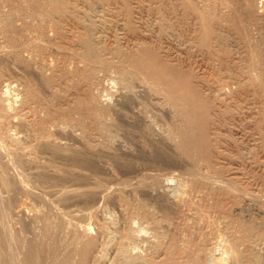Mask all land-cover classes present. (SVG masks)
<instances>
[{"label":"rangeland","instance_id":"obj_1","mask_svg":"<svg viewBox=\"0 0 264 264\" xmlns=\"http://www.w3.org/2000/svg\"><path fill=\"white\" fill-rule=\"evenodd\" d=\"M8 1V2H7ZM14 0H0V13L4 16L8 15L11 12V5L13 4L11 3ZM41 1V0H40ZM71 1L70 3H72L74 7L73 8V13L75 14H69L68 12H66L69 15L66 14H62V16L60 15L59 18L56 16L55 19H57L56 21L53 20L49 21L46 20V18H44L42 15H38L36 16H29L25 10L26 8L23 6L24 9H18V11H14V8L12 10V12H14L13 14H15L16 12L19 14H22V16H29L27 19L26 17H22L24 20L27 19V21H25L26 23L29 22L31 23L30 25H28L27 27H23L20 26V23H22L21 16L20 14L18 15L17 13L15 14L18 17V20H15L17 18H15L14 20L17 22L19 20H21V22H18V28L16 27V30L23 32H29L32 36H30V34L27 33H23L25 36L22 35L21 32H19L20 34L15 35L16 36V45H18V47L13 44L11 45L8 41V38H5V35L7 37H9L8 31L4 28V21L5 18L3 15L0 14V64L3 63V65H0V73H2L0 75V113L2 112V115L0 114V139L4 140L1 141L0 140V144L4 147H8L10 150L13 148L14 150V154H12L10 152V150L8 151L6 148L3 151H0V158L4 161L3 163L6 165V169H5V174L9 177H11L12 179H16V188L15 189H11L10 191L8 189H5L3 187L0 186V225L4 228H7L8 230L11 229L12 231V236L9 240L10 243V248L13 251V257L12 260L18 264H21V258H22V254H23V250L26 246V244L28 243L29 240L34 239L33 237H35L36 239L32 240V241H36L39 238L44 239L45 237L47 238L48 241H51L49 243H47L49 246L48 248V254L46 255V257H50L53 254H56L61 262H64L67 258L66 256L69 254L70 251H72L69 254L70 259V264H73V258L75 259V264H76V259L78 258L77 255V248H79L80 246L82 247L84 241L86 242V237H91L94 239V246L95 248H93L92 253L93 254L92 257L91 255L88 258V263L91 264H130L132 261L134 260L135 264H201V263H205L208 264V262L206 260L211 259V256H216V255H223L224 257H226L227 259L230 256H233L232 253H228V251L226 252V250H228L227 248L231 245L232 250L234 249L235 251L238 252H242V254L240 253V257L241 259L243 258V260L240 261L237 258L238 255L235 257H233L234 259H232L231 257L228 259L229 264H244L243 262L245 261L246 264L248 262V264H264V238H259V233L261 232L262 228L264 229V214H259L256 212L255 208H260L261 210L264 211V113H263V106H264V51L262 52V48L260 47V45L263 43L264 44V0H239V2H237L238 0H218L220 2H218L217 0H171L168 3V0H100L98 2L97 0V4L93 5L92 1L91 4V9L94 10L95 6L96 9L93 11H90V7H87L84 3L85 1H89V0H82L84 1V3L81 0H69ZM107 1V3H106ZM112 1V2H111ZM136 1V2H135ZM142 1V2H140ZM149 3H148V2ZM178 1V3H177ZM185 3H184V2ZM203 1V2H202ZM206 1V2H205ZM208 1V3H207ZM214 1V3H213ZM233 1V2H231ZM260 1V2H259ZM101 2V3H100ZM117 2H120V4ZM125 2V3H124ZM134 2V3H133ZM174 2V3H173ZM176 2V3H175ZM187 2V3H186ZM202 2V4L205 6H203L202 4L199 5V3ZM236 2V4H235ZM241 2V3H240ZM251 2L252 4H254L251 6ZM254 2V3H253ZM256 2V3H255ZM100 5H99V4ZM102 3L104 5H102ZM147 3V4H146ZM158 3V4H157ZM161 3V4H159ZM183 3V4H182ZM212 3L215 4L212 6ZM220 3V4H218ZM224 3V4H222ZM263 3V4H262ZM84 4V5H83ZM123 4V5H122ZM127 4V5H126ZM141 4V5H140ZM143 4V5H142ZM154 4V5H153ZM174 6H173V5ZM176 4V5H175ZM192 4V5H191ZM194 4V5H193ZM200 7H198L197 5ZM209 4V5H208ZM211 4V5H210ZM227 7H226V5ZM232 4V7L230 6ZM244 4V5H242ZM247 4V5H246ZM257 4V5H256ZM261 4V5H260ZM7 5V7H6ZM10 5V6H9ZM110 5V6H109ZM120 5V6H119ZM149 5V7L147 8V6ZM153 5V6H152ZM181 5V6H180ZM185 5V9L184 6ZM229 5V6H228ZM235 5V6H234ZM239 7H237V6ZM246 5V6H245ZM80 6V7H79ZM86 6V7H85ZM100 6V7H98ZM124 8H123V7ZM128 6H130L132 8H129ZM152 6V7H151ZM156 8H155V7ZM166 6L167 8H169L170 10H168L167 8L165 9ZM176 6V7H175ZM222 6V7H220ZM249 6V7H247ZM9 7H10V11H9ZM76 7V12L74 11V8ZM93 7V8H92ZM107 7V8H106ZM117 7V8H116ZM120 7V8H119ZM122 7V8H121ZM164 7V9H163ZM178 7V8H177ZM188 7V8H187ZM195 9H194V8ZM207 7V8H206ZM215 7V8H214ZM218 7V8H217ZM226 7V8H225ZM229 7V8H228ZM231 7V8H230ZM246 7V8H245ZM262 7V9H261ZM85 8V9H84ZM181 8V11L180 9ZM191 8V9H190ZM198 8V9H197ZM205 10H204V9ZM209 8V9H208ZM211 8V9H210ZM239 9L240 11H238L237 9ZM258 8V9H257ZM84 9V10H83ZM88 9V12L93 13V15L91 13L86 12ZM134 9V10H133ZM225 9V10H224ZM232 9V10H229ZM237 11H235V10ZM257 9V10H256ZM82 10V11H81ZM153 10V11H152ZM183 10H185L183 12ZM203 10V11H201ZM207 10V11H206ZM210 10V11H208ZM216 10V12H215ZM229 10V12H227ZM246 10V11H243ZM20 11V12H19ZM27 11V10H26ZM98 11V12H97ZM109 13H108V12ZM112 14H110L111 12ZM124 11V12H123ZM137 11V12H136ZM213 11V12H212ZM11 12V13H12ZM24 12V13H21ZM85 12V13H84ZM99 14H97V13ZM100 12L101 15H100ZM127 12V13H126ZM131 12V13H130ZM134 12H136V14L134 15ZM158 12V13H157ZM161 12V13H160ZM189 14H188V13ZM193 12V13H192ZM195 12V13H194ZM207 12V13H205ZM222 12V13H221ZM236 12L238 14H236ZM248 12V13H247ZM77 13V14H76ZM84 13V14H82ZM87 13V14H86ZM117 13V14H115ZM130 13V15H129ZM141 13V14H140ZM160 13V14H159ZM202 13V14H201ZM204 13V14H203ZM210 13V15H209ZM215 13V14H213ZM217 13V14H216ZM221 13V14H220ZM6 14V15H5ZM26 14V15H23ZM97 16H96V15ZM114 14V15H113ZM125 14V16H124ZM166 14V15H165ZM198 14V15H197ZM201 14V15H200ZM208 14V16L206 15ZM236 14V16H235ZM241 14V15H240ZM252 14V16H251ZM66 15V16H64ZM82 15V16H81ZM86 17H85V16ZM88 15V16H87ZM92 15V17H91ZM101 17H100V16ZM133 15V16H132ZM137 15V16H136ZM139 15V16H138ZM176 17H175V16ZM201 17H200V16ZM208 17V19L213 22H210L208 20V22L212 23L210 24V28L212 29L210 34L207 36V38L205 37L204 39L207 41L206 43L204 42L205 40H201V33H202V20H200L203 17ZM212 15V17H211ZM226 15V16H225ZM232 17H230V16ZM234 15V16H233ZM237 15H239L237 17ZM250 15V16H249ZM2 16V17H1ZM14 16V15H13ZM75 16V17H72ZM99 16V17H98ZM119 16V17H118ZM136 16V17H135ZM157 16V17H156ZM161 16V18H160ZM170 16V17H169ZM174 16V17H173ZM244 16V18H243ZM258 16V17H257ZM34 17V18H33ZM38 21H37V19ZM81 17V19H80ZM91 17V18H90ZM95 17H98L99 21L94 20ZM106 18L105 20L103 18ZM109 17V18H108ZM112 17V18H111ZM114 17V18H113ZM124 17H128V18H124ZM214 17V18H213ZM218 19H217V18ZM229 17V18H228ZM251 19H250V18ZM253 17V18H252ZM4 18V19H3ZM20 18V19H19ZM26 18V19H25ZM32 18L34 20H32ZM68 20H67V19ZM79 18V21L77 20ZM84 18V19H83ZM90 18V20H89ZM132 18V19H131ZM147 18V19H146ZM165 18V19H164ZM170 18L172 20V22H170ZM173 18V19H172ZM198 18H200L198 20ZM221 18V19H220ZM223 18V19H222ZM236 18V20L234 19ZM70 19V20H69ZM88 19V20H87ZM93 19V20H92ZM111 19V20H109ZM130 19V20H129ZM151 19V21H150ZM185 19V20H184ZM234 19V20H233ZM246 19V21H245ZM249 19V20H247ZM4 20V21H3ZM23 20V21H24ZM29 20V21H28ZM31 20V21H30ZM59 20V21H58ZM82 20H84V22H82ZM92 20V21H91ZM102 20V21H101ZM108 20V21H107ZM125 20V22H123ZM141 20V21H140ZM216 20L218 22H216ZM223 20V21H222ZM255 20V23L253 22ZM259 20V22H258ZM261 20V21H260ZM37 21V22H35ZM68 21V22H67ZM81 21V23H80ZM86 21H88L87 23L90 24V26L88 28H86L87 30H85V28H81V27H86L88 24H86ZM105 25H104V22ZM113 21V22H112ZM121 21V22H119ZM147 23H146V22ZM153 21V22H152ZM169 21V22H168ZM189 21V23H188ZM195 23H194V22ZM233 21V22H232ZM248 21V22H247ZM34 22V23H33ZM56 22V23H55ZM77 22V23H75ZM79 22V23H78ZM96 24L94 25L93 24ZM115 22V23H114ZM139 22V23H138ZM144 22V23H143ZM151 24H150V23ZM165 22V23H164ZM167 22V23H166ZM187 22V24H186ZM222 22L224 24H222ZM227 22V23H226ZM238 22V23H237ZM251 22V23H250ZM261 22V23H260ZM24 23V22H23ZM21 25H24V24ZM28 23V24H29ZM37 23V24H35ZM52 23V24H51ZM55 23V24H54ZM66 23V24H65ZM84 23L82 26L81 24ZM100 23V24H98ZM136 23V25H135ZM183 23H185L184 25H182ZM197 23V24H196ZM240 23V26H239ZM251 25H250V24ZM15 24V22H14ZM43 24V25H40ZM58 24V25H57ZM63 24V25H62ZM69 24V25H68ZM72 24V25H71ZM75 24V25H74ZM92 24V29H90ZM122 24L124 27H122ZM126 24V27L125 25ZM166 24V25H165ZM169 24V25H168ZM180 24V26H179ZM191 24V25H190ZM216 24V25H215ZM221 24V25H220ZM241 24H244V26L242 27ZM249 26H248V25ZM260 24L261 28L258 26ZM262 24V25H261ZM4 32H3V29ZM34 27H33V26ZM36 25V26H35ZM39 25V26H38ZM50 25V26H48ZM57 25V26H54ZM60 25V27H59ZM68 25V26H67ZM155 25V26H154ZM160 25V26H159ZM175 25V26H173ZM212 25V26H211ZM247 25V26H246ZM52 26L56 27L57 29L55 30V28ZM66 26V27H65ZM76 26V27H73ZM103 26V27H102ZM142 26V27H141ZM145 26H147L145 28ZM159 26V27H158ZM173 26V27H171ZM178 26V27H177ZM199 26V27H197ZM215 28H214V27ZM219 26V27H217ZM221 26V29H220ZM229 26V27H228ZM234 26V27H233ZM246 26V27H245ZM258 26V27H257ZM263 26V27H262ZM22 27V29H21ZM30 27V28H29ZM33 27V28H32ZM36 27V28H35ZM39 27V28H38ZM41 27V28H40ZM43 27V28H42ZM72 27V28H71ZM121 27V28H120ZM132 27V28H130ZM137 27V28H136ZM158 27V28H157ZM165 27V28H163ZM176 27V28H175ZM189 27V29H188ZM226 27V28H225ZM240 27H242L243 29H240ZM25 28V29H24ZM51 28V29H50ZM64 28V30H63ZM69 30H68V29ZM129 28V30H128ZM134 28V29H133ZM187 28V29H186ZM219 28V29H217ZM225 28V30H224ZM234 28V29H233ZM36 29V30H35ZM49 32H47L46 31ZM53 29V30H52ZM74 29V30H73ZM79 29V30H78ZM84 29V30H83ZM95 29V30H94ZM98 29V30H96ZM114 29V32L112 31ZM118 29V30H116ZM123 29V30H122ZM141 29V30H140ZM146 29V30H145ZM160 31H159V30ZM164 29V30H163ZM171 30L170 32L168 30ZM197 29V31H196ZM217 29V30H215ZM227 29V31H226ZM236 29V30H235ZM254 29V30H251ZM261 29V31L259 30ZM6 30V31H5ZM26 30V31H25ZM62 30V31H61ZM83 30V31H82ZM103 30V31H102ZM109 30V31H108ZM116 30V32H115ZM139 32H138V31ZM174 30V31H172ZM175 30H177L175 32ZM190 30V31H188ZM192 30V31H191ZM216 32H215V31ZM220 30V31H219ZM238 30V31H237ZM247 30V31H246ZM253 32L251 33L250 32ZM37 35H36V33ZM40 31V32H38ZM90 31H94L91 32L92 34H90V38L92 41H94L99 47V52L97 53V56L99 54V58L97 61V57L94 60H82L84 58H81V56H79L78 54H74V53H78V51L81 50V41L77 40L78 37L79 39L84 35V33H87ZM119 33H118V32ZM121 31V32H120ZM125 31V33H124ZM144 31V32H143ZM155 31V32H154ZM157 31V32H156ZM159 31V33H158ZM168 31V32H167ZM46 32V33H45ZM55 32V34H53ZM58 33V36L56 35ZM64 32V33H63ZM78 32H82V34L78 33ZM100 32V33H99ZM106 32V33H105ZM137 34H135V33ZM148 32V33H147ZM162 32V34H161ZM164 32V33H163ZM166 32V33H165ZM191 32V33H190ZM229 32V33H227ZM235 32V33H234ZM238 32V33H237ZM244 32V33H243ZM248 32V33H247ZM256 32V33H255ZM7 33V34H6ZM34 33V34H33ZM38 33H40V35L38 36ZM48 33V34H47ZM76 33V34H74ZM102 33V34H101ZM109 33V34H108ZM119 36H118V34ZM158 33V34H157ZM170 33V34H169ZM190 33V34H189ZM237 33V34H236ZM243 33V34H242ZM258 33V34H257ZM262 33V34H260ZM64 34V35H63ZM130 34V35H129ZM133 34V35H132ZM150 34V35H149ZM178 34V35H177ZM228 34V35H227ZM240 34V35H239ZM249 34V35H248ZM256 34V36H250V35H254ZM29 35V36H28ZM52 35V36H51ZM63 35V36H62ZM68 35V36H67ZM78 35V36H77ZM80 35V36H79ZM82 35V36H81ZM162 35V36H161ZM173 35V36H172ZM177 35V36H176ZM182 35V36H180ZM233 37H232V36ZM243 35V36H242ZM259 35V36H258ZM28 36V37H27ZM55 36V37H53ZM142 36V37H141ZM150 36L152 38H150ZM156 36V37H155ZM158 36V38H157ZM162 39H161V37ZM165 36V37H164ZM172 38H171V37ZM175 36V37H174ZM185 36V37H184ZM191 36V38H190ZM194 36V37H193ZM231 36V37H229ZM235 36V37H234ZM238 36V37H236ZM24 37V38H23ZM34 37V38H33ZM37 37L38 38H42L43 41L47 44L44 43V48H42V52L37 49H34V44L37 42ZM50 37L52 39H50ZM62 37V39H61ZM160 37V38H159ZM170 37V38H169ZM175 39H174V38ZM177 37V38H176ZM222 39H221V38ZM245 37V38H243ZM250 37V38H248ZM252 37V38H251ZM259 37V39H258ZM261 37V38H260ZM28 38V39H27ZM31 40H30V39ZM75 38V40H74ZM101 38V40H100ZM105 38V39H104ZM107 38V39H106ZM133 38L135 39V41L133 40ZM149 38V39H148ZM210 38V39H209ZM228 38V39H227ZM232 38V40L230 39ZM235 38V39H233ZM254 38V39H253ZM50 41H48V40ZM54 39H56V41H54ZM58 39V40H57ZM82 39V38H81ZM104 39V40H103ZM115 39V40H113ZM141 39V40H140ZM162 41H161V40ZM173 39V40H172ZM182 39V40H181ZM185 39V40H184ZM198 39V40H196ZM215 40L214 42H212L213 40ZM227 39V40H226ZM244 39V40H243ZM251 39V40H250ZM253 39V41H252ZM256 39L258 40V43H256ZM20 40V41H19ZM22 40V41H21ZM24 40L25 43H22ZM33 40V42L31 43V41ZM34 40H36L34 42ZM63 40V41H62ZM67 40V41H66ZM74 40V41H73ZM128 40H130L128 42ZM149 43H147L146 41ZM157 40V41H156ZM176 40V41H175ZM189 40V41H188ZM192 43H191V41ZM196 40V42H195ZM219 40V41H218ZM221 40V41H220ZM6 41V42H5ZM8 41V42H7ZM58 41V42H57ZM101 41V42H100ZM133 43H132V42ZM138 41V43H137ZM143 41V42H142ZM152 43H151V42ZM154 41V42H153ZM156 42H158L156 45ZM181 43H180V42ZM209 41V43H208ZM217 41V42H216ZM232 44H229L231 43ZM237 41V42H235ZM256 41V42H255ZM21 42V44H20ZM27 42V43H26ZM30 42V43H29ZM49 42V43H48ZM55 42V43H54ZM74 42V43H73ZM77 42V43H76ZM80 42V44L78 45V43ZM106 42V43H105ZM112 42V43H111ZM175 42V43H174ZM185 44H184V43ZM200 42V43H199ZM219 42V43H218ZM234 42V43H233ZM19 43V44H18ZM54 43V44H53ZM65 44L63 46V44L61 46H59L58 44ZM94 43V44H95ZM102 43V44H101ZM116 43V44H114ZM128 43V44H127ZM142 43V44H139ZM143 43L145 44L144 46L146 47H150L151 50H153L155 53H157L160 57V59L162 58L163 61L170 63L172 66L175 67H179L181 66V68L179 69L185 71L188 73L189 80H190V84L193 85V87H195L197 90H199L198 92H201V97L203 100H205V102H207L206 104L208 106H202V110L200 108H198L200 111H204L205 113V118L202 120L200 119L199 121L202 123L201 125L206 128L207 131V135L208 136V141H209V147H210V159L209 157L206 159L205 161L203 160V157L201 158V156L198 157V155H193V154H189V152H186L185 150H183L180 146H179V139L178 136L173 133V129L178 126L180 124H183L182 120L176 116V109L177 107H175L174 105H171V101L169 103V99L167 100V94H164L162 90H164V92H167L163 87H159L160 83H157L155 81L157 76H154L155 74L158 75L159 73H157L156 71L157 68L152 69L153 66L150 67V69H152L154 73L153 78L149 77L148 75H143V74H139L137 76L136 73H131V69H130V62L127 60H131L134 57L140 56V47H144ZM147 43V45H146ZM163 43V45H162ZM174 46H173V44ZM198 43V44H197ZM208 43V44H207ZM222 43V44H221ZM226 43V44H225ZM255 43V45H254ZM9 44V45H8ZM32 44V45H31ZM99 44V45H98ZM155 46H154V45ZM161 46H160V45ZM202 44V45H200ZM211 44V45H210ZM214 44V45H213ZM217 44V45H215ZM247 44H249V46H247ZM253 44V45H252ZM257 44V45H256ZM5 46L3 48V46ZM7 45V46H6ZM28 45V46H27ZM105 45V46H104ZM111 47H110V46ZM114 45H116V47H113ZM171 45L173 47H171ZM180 45V46H179ZM185 45V46H184ZM189 45V46H188ZM193 45V46H192ZM196 45V46H195ZM198 45V46H197ZM206 45V46H205ZM212 48V49H207V48ZM220 45V46H219ZM238 45V46H237ZM247 47H246V46ZM12 46V47H11ZM16 47L17 49L13 48ZM55 46V47H53ZM61 48H59V47ZM139 46V47H137ZM205 46V47H204ZM231 48H230V47ZM241 46V47H239ZM243 46V47H242ZM245 46V47H244ZM255 48H254V47ZM258 46V47H257ZM262 47H264V45H261ZM11 47V48H10ZM32 47V48H31ZM73 47V48H72ZM97 47V48H98ZM106 48L105 50L108 51L106 52L103 49L100 48ZM112 51H110V49ZM180 47V48H179ZM185 49H183V48ZM188 47V48H187ZM192 47V48H191ZM197 47V48H196ZM199 47V48H198ZM202 47V48H201ZM207 47V48H206ZM222 47V48H221ZM223 47L224 50H223ZM229 47V48H228ZM235 49H233V48ZM249 47L251 49H249ZM257 47V48H256ZM261 48V52L260 49ZM10 48V49H9ZM19 48V49H18ZM24 48V49H22ZM48 50L46 51L45 50ZM54 48V50H53ZM56 48V49H55ZM68 48V50H67ZM72 48V49H71ZM118 48V49H117ZM128 48V49H127ZM133 49V53L130 49ZM135 48V49H134ZM137 48V49H136ZM156 48V49H154ZM163 50H162V49ZM169 48L168 50H164V49ZM176 48V49H175ZM179 48V49H178ZM205 48V50H204ZM228 48V49H227ZM3 49V50H1ZM29 49V50H28ZM33 49V50H31ZM80 49V50H79ZM83 49V47H82ZM115 49V51H114ZM120 49V50H119ZM193 49V50H192ZM202 49V50H201ZM215 49V50H214ZM218 49H222L220 51V55H219V51ZM238 49V50H237ZM244 49V50H243ZM24 50V51H23ZM37 50V51H36ZM66 50V51H64ZM116 50L119 51V53L121 54H117L116 56ZM126 50V52H125ZM128 50V52H127ZM131 52H130V51ZM140 50V51H139ZM175 52H172V51ZM178 50V51H177ZM180 50V51H179ZM207 50V51H206ZM234 50V51H233ZM246 50V51H245ZM248 50V51H247ZM252 50L255 51L253 52ZM258 50V51H257ZM264 50V48H263ZM4 51V52H3ZM14 51V52H13ZM23 51V52H22ZM30 51V52H29ZM49 51V52H48ZM76 51V52H75ZM82 51V50H81ZM105 51V52H104ZM165 51V52H164ZM189 51V52H188ZM194 51V52H193ZM212 51V52H211ZM216 51V52H215ZM218 51V52H217ZM223 51V52H222ZM228 51L229 55L227 52ZM232 51V52H231ZM237 53H236V52ZM242 51L244 53V55L242 54ZM3 52V53H2ZM7 52V53H6ZM16 52V53H15ZM33 52V53H32ZM35 52V54H34ZM62 54H61V53ZM102 52V53H101ZM111 52L115 55L113 56V54H111ZM116 52V53H115ZM193 55H192V53ZM196 52V53H195ZM198 52V53H197ZM207 52V53H206ZM209 52V54H208ZM231 52V53H230ZM237 55H233L234 53ZM247 52H249L250 54H248ZM253 52V53H252ZM258 52V53H257ZM5 53V54H4ZM15 53V54H14ZM21 53V54H20ZM25 53V54H23ZM32 53V54H31ZM39 53V54H37ZM42 55H41V54ZM48 55H46V54ZM61 55H60V54ZM65 53V54H64ZM73 53V54H72ZM109 53V54H108ZM128 53H130V57H131V53L132 56L131 59L130 57H128ZM175 53V54H174ZM179 53V54H178ZM187 53V54H185ZM190 53V55H189ZM200 53V54H199ZM204 53V54H202ZM217 54L214 55V54ZM223 53V54H222ZM251 56L250 57V55ZM261 53L263 55H261ZM8 54V56H7ZM51 54V56H50ZM55 56H54V55ZM69 54V55H68ZM126 54V55H125ZM136 54V55H135ZM162 54V55H161ZM164 54V55H163ZM184 54V55H182ZM227 54V55H226ZM240 54V55H239ZM258 54V55H257ZM4 55V56H3ZM24 55V56H23ZM28 55V56H27ZM41 57H40V56ZM45 55V56H43ZM60 55V56H59ZM64 55V56H63ZM67 57H66V56ZM73 55V56H72ZM200 55V56H199ZM239 55V56H238ZM243 55V56H242ZM247 57H246V56ZM261 55V56H260ZM11 56V57H9ZM17 56V57H16ZM27 56V57H26ZM31 56V57H30ZM54 56V57H53ZM59 56V57H58ZM79 56V58H77ZM120 56V57H119ZM168 56V57H166ZM184 56V57H183ZM194 56V57H193ZM206 56V58H205ZM211 56V57H208ZM223 56V57H222ZM226 56V57H225ZM231 56H235V57H231ZM257 56V57H256ZM260 56V57H258ZM5 57V58H4ZM26 59L25 61V58ZM44 57V58H43ZM49 57V58H48ZM53 57V58H52ZM61 57V58H60ZM116 57V58H114ZM145 57V56H144ZM170 57V59H169ZM191 59H190V58ZM197 57V58H196ZM200 57V58H199ZM239 57V58H238ZM247 59H246V58ZM18 58V59H17ZM48 58V59H46ZM76 58V59H75ZM81 58V60H80ZM100 58L102 60V62L100 61ZM106 58V59H105ZM118 58V59H117ZM121 58V59H120ZM127 58V59H126ZM129 58V59H128ZM172 58V59H171ZM194 61H193V59ZM219 58V60H218ZM245 58V59H244ZM258 58V59H257ZM10 59V60H9ZM17 59V60H16ZM30 59V61H29ZM35 61H34V60ZM38 59V60H37ZM52 59V62L50 60ZM54 59V60H53ZM64 59V61L62 60ZM69 59V60H68ZM105 59V60H104ZM117 59V60H116ZM161 59V60H162ZM178 61H177V60ZM185 59V60H184ZM187 59V60H186ZM198 59V61H197ZM203 59V60H201ZM209 59V60H208ZM230 59V60H229ZM236 59V60H235ZM239 59V60H238ZM243 59V61L241 60ZM252 59V60H250ZM261 59V60H260ZM17 62H16V61ZM28 60V61H27ZM34 62H33V61ZM43 60V61H42ZM59 60V61H58ZM110 60V61H107ZM170 60V61H169ZM181 60V61H180ZM189 60V61H188ZM225 60V61H224ZM239 62H238V61ZM253 62V68L254 70H252L253 68L250 66V68L247 69L248 64ZM255 60V61H253ZM259 60V61H258ZM6 63H5V62ZM19 61V62H18ZM23 61V62H20ZM37 61V62H36ZM50 61V62H49ZM67 63H64L66 62ZM72 61V62H71ZM107 61V62H105ZM113 61V62H111ZM123 61V62H122ZM145 61V60H144ZM193 61V62H192ZM213 63H212V62ZM215 61V62H214ZM226 62L225 64L228 65H224L223 63ZM242 61V62H241ZM2 62V63H1ZM75 62V63H74ZM82 62V63H81ZM86 62V63H85ZM98 62V63H97ZM101 62V63H100ZM179 62V64L177 63ZM196 62V63H195ZM202 62V63H201ZM221 62V63H220ZM228 62V63H227ZM235 62V63H234ZM238 62V63H237ZM248 62V63H247ZM260 62V63H258ZM10 63V64H9ZM22 63V64H21ZM37 65H36V64ZM47 63V64H46ZM53 63V64H51ZM94 63V64H93ZM123 63V64H122ZM129 63V64H128ZM148 63V62H145ZM173 63V64H172ZM177 63V64H176ZM183 65H180L182 64ZM187 63V64H186ZM199 63V64H198ZM216 63V65H215ZM232 63V64H231ZM234 63V64H233ZM258 63V64H257ZM262 63V64H261ZM24 64L26 66H24ZM35 64V65H33ZM44 64V65H42ZM49 64V65H48ZM51 64V65H50ZM65 64V65H63ZM71 64V66H70ZM75 64H77L75 66ZM79 64V65H78ZM84 64V65H82ZM104 64V65H103ZM106 64V65H105ZM115 64V65H114ZM118 64H120L118 66ZM189 64V65H188ZM193 64V65H192ZM196 64V65H195ZM204 64V65H203ZM247 66H246V65ZM257 64L258 66L255 67V65ZM28 65V66H27ZM40 65V66H39ZM61 65V66H60ZM101 67H100V66ZM190 65H192L190 67ZM213 65V66H212ZM220 67H217L219 66ZM231 65V66H230ZM239 65V67H238ZM241 65V67H240ZM252 65V64H251ZM19 66V67H18ZM24 66V67H23ZM39 66V67H38ZM54 68H53V67ZM68 66V67H67ZM84 66V67H82ZM110 66L112 68H110ZM117 66V67H116ZM209 66V67H208ZM230 66V67H229ZM233 66V67H232ZM235 66V67H234ZM245 66V67H244ZM259 66H261L259 68ZM4 67V68H3ZM9 67V68H8ZM30 67V68H29ZM62 69H60V68ZM75 67V68H74ZM93 67V70H92ZM103 67V68H102ZM204 67V68H203ZM223 67V68H222ZM225 67V68H224ZM228 69H227V68ZM249 67V66H248ZM36 69V70H40V76H43L44 74L47 75L49 71H51L55 74L54 76L56 77V74H60L57 77H63V78H55L53 76V73H49L50 75L52 74V78L51 80H48L49 83L46 85H43L40 82V79H37L38 83L40 84V86L44 87V91L40 94H38V97L33 96V99L36 97V100H32L31 95H28V101H27V96H25L24 94L27 93V90L25 89V87L23 88L22 85H25V81L26 79H24L23 77L29 79L31 77H33V74L30 72L32 71V69ZM48 68V69H47ZM59 68V69H58ZM73 68V70L71 69ZM83 68L86 69L87 72H85V69L83 70ZM107 68V69H105ZM130 70H129V69ZM187 68V70H186ZM190 70H189V69ZM196 68V69H195ZM211 68V69H209ZM216 68V69H215ZM7 71H5V70ZM9 69V70H8ZM54 69V70H53ZM70 69V70H69ZM80 71H79V70ZM88 69V70H87ZM96 69V70H95ZM119 69V70H118ZM214 69V71H212ZM233 69V70H232ZM237 69V70H236ZM261 69V71L259 70ZM13 70V72H12ZM18 70V71H17ZM59 70V71H58ZM76 70V71H75ZM92 72H91V71ZM129 70V71H127ZM178 70V68H177ZM182 70V72H184ZM189 70V71H188ZM204 70V71H203ZM220 70V71H219ZM240 70V71H238ZM243 70V71H242ZM247 75H245L244 73ZM10 71V72H9ZM41 71L43 72V75L41 73ZM62 71V72H61ZM123 71V72H122ZM126 71V73L124 72ZM194 71V72H193ZM202 73L200 74L199 73ZM226 71V72H225ZM232 71V72H231ZM250 71V72H249ZM252 71V72H251ZM254 71V72H253ZM258 71V72H257ZM260 71V72H259ZM5 72V73H4ZM12 72V73H11ZM80 72V73H78ZM89 72L91 74H89ZM129 74L128 76L126 75L125 78V74ZM159 72V71H158ZM190 72V74H189ZM222 74H221V73ZM228 72V73H227ZM237 72V73H236ZM256 72L258 73L257 75H259V77L256 75ZM262 72V73H261ZM10 73V74H8ZM14 73V74H13ZM62 73V74H61ZM66 73V76H65ZM77 73V74H76ZM86 73V74H85ZM209 73V75H208ZM220 73V74H219ZM230 73H232L230 75ZM252 73H254L253 76ZM6 74V75H5ZM18 74V75H17ZM22 74V77L20 79V76ZM25 74V75H23ZM47 75V78L49 79ZM71 74V75H70ZM85 74V75H84ZM193 74V75H192ZM201 77H199L198 76ZM214 74H218L219 76H214ZM227 74V76H226ZM238 74V77L237 75ZM262 74V75H260ZM20 75V76H19ZM39 75L37 77H39ZM70 75V76H69ZM81 75V76H80ZM132 77H131V76ZM135 77H134V76ZM195 75V76H194ZM221 75L223 77V79L221 80ZM3 76V77H2ZM19 76V78H18ZM80 76V77H78ZM91 76V77H90ZM120 76V77H117ZM141 76V77H140ZM199 77V78H196ZM208 76V77H205ZM214 76V77H213ZM232 76V77H231ZM235 76V78L233 77ZM249 76V77H248ZM263 76V77H262ZM13 78L11 82H8V78ZM71 77L73 79H71ZM77 79H75V78ZM122 77V78H121ZM124 77V78H123ZM155 77V79H154ZM159 77V76H158ZM157 77V80H158ZM192 77V78H191ZM204 77V78H202ZM215 77L217 78V80L215 79ZM225 77V78H224ZM228 77V78H227ZM251 77V78H250ZM7 78V79H6ZM120 78V79H119ZM144 78V79H141ZM150 78V79H149ZM198 80H196V79ZM208 80H206V79ZM227 78V79H226ZM236 79V80H233ZM259 78V79H258ZM16 79V80H15ZM19 79V80H17ZM57 79V80H56ZM79 79V80H78ZM124 79V81H123ZM126 79V80H125ZM136 79V80H135ZM141 79V83H137L139 82ZM152 79H154V82H156L158 84V87L161 88L159 91L160 93L162 92V94H159L158 92V87L156 86L157 84L154 83ZM215 79V80H214ZM221 84H218L219 80ZM225 79V80H224ZM228 79H231L232 81H229ZM247 79V81H246ZM251 79V82H250ZM253 79V80H252ZM257 79L259 81H257ZM262 79V81H261ZM5 80V81H4ZM7 80V81H6ZM60 80V81H58ZM135 80V81H133ZM194 80L195 83L194 84ZM200 80V81H199ZM212 82H211V81ZM226 80H228L229 82H227ZM22 81V83H21ZM52 81V82H50ZM58 81V83H57ZM61 81H63V84L65 82H67V84H64V87L61 85ZM65 81V82H64ZM75 81V82H74ZM148 81V82H147ZM192 81V82H191ZM221 81H225V82H221ZM242 81V82H240ZM244 81V82H243ZM254 81V82H253ZM6 82H8L7 84L11 83L10 86H8L6 84ZM21 84H20V83ZM56 82V83H54ZM61 82V83H60ZM131 82V83H130ZM146 82V83H144ZM205 82H207L206 84H204ZM216 84H215V83ZM238 82V83H237ZM246 82V83H245ZM253 82V83H252ZM262 82V83H261ZM127 83V84H126ZM134 85H133V84ZM144 83V84H142ZM152 83V84H151ZM211 83V84H210ZM236 83V84H235ZM6 84V85H5ZM15 86H13V85ZM19 84V86H18ZM122 84V85H121ZM125 84V86H124ZM131 84V85H130ZM148 84V85H147ZM156 84V85H155ZM201 84V85H200ZM214 84V85H213ZM224 84V85H223ZM226 84V85H225ZM233 85L232 87L230 85ZM244 84V85H243ZM249 84V85H248ZM250 84H252L253 87L250 86ZM257 84V85H256ZM261 86H260V85ZM5 85V87H4ZM67 85V86H66ZM128 85V86H126ZM145 85V88H144ZM147 85V86H146ZM155 85V86H153ZM213 87H212V86ZM220 85V88L219 86ZM222 85V86H221ZM236 85V86H234ZM255 85V86H254ZM263 85V87H262ZM67 89L66 87H68L67 90H69L68 92L65 91V89ZM80 86V87H79ZM130 86V87H129ZM150 86V88H148ZM161 86V85H160ZM197 86V87H196ZM202 87V88H199ZM206 86V87H205ZM209 86V87H207ZM226 86V89H225ZM229 86V87H228ZM260 86V87H259ZM7 87V88H6ZM15 87V92L13 91ZM42 87V88H43ZM64 91H62L61 89ZM70 87V88H69ZM76 89H75V88ZM212 87V88H211ZM217 87V88H216ZM234 87V88H233ZM240 87V88H238ZM246 87V88H244ZM248 87V88H247ZM250 87V88H249ZM262 87V88H261ZM22 88V89H21ZM59 88V91H58ZM80 88V89H78ZM82 88V89H81ZM84 88V89H83ZM155 90H154V89ZM223 88V89H222ZM234 90H232V89ZM254 88V92L253 91ZM17 89V90H16ZM74 89V90H73ZM152 89V90H151ZM208 89V90H207ZM214 89V90H213ZM215 89L217 92H215ZM221 89V90H220ZM229 89V90H228ZM237 89V90H235ZM252 89V91H251ZM10 90V91H9ZM53 90H57L56 92H54ZM61 90V91H60ZM85 92H83V91ZM132 90V91H131ZM157 90V92H156ZM211 90V91H210ZM232 92H231V91ZM245 90V91H244ZM260 90V91H259ZM9 91V95L8 92ZM26 91V92H25ZM79 91V92H78ZM88 91V92H87ZM154 91L153 93L150 92ZM206 91V96H204ZM227 91V92H226ZM229 91V92H228ZM241 95H239L237 92ZM250 93H249V92ZM21 92V93H20ZM25 92V93H24ZM50 92H54V93H50ZM60 92V93H58ZM63 92V93H62ZM74 94H73V93ZM87 92V93H86ZM92 94H90V93ZM148 92V93H146ZM209 92V94H207ZM212 95H211V93ZM229 93V96L226 94ZM247 92V93H246ZM261 92V93H260ZM263 92V93H262ZM23 93V94H22ZM56 93V94H55ZM67 93V94H66ZM71 93V94H70ZM77 93V95L75 94ZM79 93V94H78ZM157 93V95H156ZM223 93H225L223 95ZM243 96H242V94ZM253 93L255 95H253ZM19 94V95H18ZM28 94V93H27ZM43 94V95H42ZM49 94H53V95H49ZM88 94V96H87ZM232 94V95H230ZM234 94V95H233ZM238 96H237V95ZM245 94V96H244ZM248 96H247V95ZM259 94H261L259 96ZM23 95V96H22ZM45 95V96H44ZM49 95V96H48ZM54 95H56L54 97ZM62 95V96H61ZM68 95V96H66ZM73 95V96H72ZM76 95V96H74ZM85 95V96H83ZM127 95V97L125 96ZM129 95V96H128ZM151 95V96H150ZM258 95V96H256ZM25 96V97H24ZM30 96V97H29ZM43 96L45 98H43ZM156 96L159 98L156 99ZM166 96V98H165ZM235 96V97H234ZM252 96V97H250ZM263 96V97H262ZM2 97V98H1ZM58 97V98H57ZM71 97V99H70ZM76 97V98H74ZM82 97V98H81ZM152 97V98H151ZM233 97V98H230ZM237 97V98H236ZM248 97V99H247ZM5 98V99H3ZM16 98V99H15ZM21 98V99H20ZM47 98V99H46ZM63 98V99H62ZM65 98V99H64ZM69 98V100H68ZM79 100H78V99ZM87 101H89L90 99V103L92 105H95L94 107L96 109H99L101 107H109L108 112H105L106 114H97L95 117V115L93 114L95 111H92V109H89V105L88 103L85 104L84 102H81L82 99H85ZM89 98V99H88ZM127 98V99H126ZM217 98V99H216ZM242 98V99H241ZM261 98V99H259ZM19 99V100H17ZM24 99V100H23ZM54 99V100H51ZM166 99V100H165ZM213 99V100H212ZM220 99V100H219ZM253 99V100H252ZM32 100V101H31ZM45 100V101H44ZM50 100V101H49ZM57 100V101H56ZM71 100V101H70ZM78 100V107L77 104L74 107V111L73 112V108L71 107H67L68 105H74ZM81 100V101H80ZM96 100V101H95ZM98 100V101H97ZM125 100V101H124ZM127 100V101H126ZM130 100V101H129ZM216 100V101H215ZM232 100V101H231ZM236 100V101H235ZM246 102H245V101ZM248 100V101H247ZM258 100V101H257ZM19 102V104L17 102ZM38 101V103H37ZM75 101V103H73ZM94 101V102H92ZM161 101V102H159ZM9 102V103H8ZM12 102V104H10ZM28 104H26V103ZM43 104H42V103ZM50 104H49V103ZM82 104H81V103ZM129 102V103H128ZM166 102V103H165ZM222 102V103H221ZM234 102V103H233ZM241 102V104H240ZM256 102V103H255ZM261 102V104H260ZM17 105H16V104ZM24 103V104H23ZM32 103V104H30ZM45 103V104H44ZM54 103V104H53ZM67 103V104H66ZM85 105H84V104ZM97 103V104H96ZM106 103V104H105ZM165 103V104H163ZM209 103V104H208ZM214 105H213V104ZM216 103V104H215ZM226 103V105H225ZM239 103V104H237ZM6 104V105H5ZM15 104V105H14ZM34 104V105H33ZM39 104V105H38ZM100 104V105H99ZM162 104V105H161ZM167 104V105H166ZM212 104V105H211ZM234 104V105H232ZM256 104V105H255ZM9 105V107L7 106ZM19 105V106H18ZM23 105V106H22ZM36 105V106H35ZM41 105V106H40ZM47 105V106H45ZM159 105V106H158ZM164 105V106H163ZM244 105V106H243ZM259 105H263V106H259ZM6 106V107H5ZM13 106H16L13 108ZM21 106V107H20ZM30 106V107H29ZM39 106V107H37ZM57 106V107H56ZM84 106V107H82ZM173 106V107H172ZM215 106V107H214ZM217 106V107H216ZM232 106V107H231ZM235 106V107H234ZM237 108L239 109H236ZM247 106V107H246ZM256 106V107H255ZM27 107V108H24ZM59 107V108H58ZM163 107V108H162ZM170 107V109L168 108ZM212 109H211V108ZM214 107V108H213ZM219 107V108H218ZM224 107V108H223ZM254 107V108H253ZM14 110H11V109ZM21 108V111H18ZM33 108V109H32ZM36 108H38L36 110ZM57 108V110H56ZM72 108V109H71ZM77 108V110L75 109ZM83 110H82V109ZM115 108V109H113ZM121 108V109H120ZM162 108V109H161ZM173 108H176L175 110H173ZM221 108V109H220ZM229 108V109H228ZM233 111H232V109ZM243 112H242V110ZM249 108V109H248ZM5 109V110H4ZM25 109V111H24ZM91 110L92 113H90L89 111L85 110ZM169 109V111L171 112V114H169L170 112L167 110ZM210 109V110H209ZM223 109L225 112H223ZM228 112H227V110ZM258 109V111H257ZM10 110V111H8ZM23 110V112H22ZM34 110V112H32ZM56 110V111H55ZM62 110V111H60ZM85 110V111H84ZM173 110V111H172ZM53 111V112H52ZM67 111H69V113H67ZM83 112L82 114L84 116H81L82 114L80 112ZM167 111V112H166ZM219 111V112H218ZM246 111V113L244 114V112ZM260 111V113H259ZM17 112H19L17 114ZM32 112V113H31ZM54 112H56L57 114H55ZM62 112H64L62 114ZM66 112V113H65ZM118 112V113H117ZM121 112V113H120ZM161 112V113H160ZM173 112V113H172ZM231 112V113H230ZM254 112V113H253ZM6 113V114H5ZM22 113V114H21ZM36 113V114H35ZM42 113V114H41ZM46 113V114H44ZM60 113L61 116L58 114ZM75 113V114H74ZM108 113V114H107ZM123 113V115H122ZM160 113V115H159ZM165 113V115H164ZM241 113V114H240ZM249 113V114H248ZM258 113V115H257ZM5 114V115H3ZM32 114V115H31ZM35 114V115H34ZM66 116H65V115ZM73 114V115H72ZM110 114V115H109ZM121 114V115H120ZM126 114V115H125ZM137 114V115H136ZM219 114V115H218ZM223 114V115H222ZM225 114V115H224ZM20 115V116H19ZM50 115V116H48ZM57 115V116H56ZM63 115V117H62ZM75 115V116H74ZM100 115V117H98ZM108 115V117H107ZM125 115V116H124ZM128 115V116H127ZM132 115V116H131ZM222 117H219L221 116ZM231 115V116H230ZM250 115H254L253 117ZM260 115V117H259ZM2 116V117H1ZM15 116V117H14ZM54 116V117H53ZM60 116V117H59ZM68 116V117H67ZM102 116V117H101ZM127 116V117H126ZM140 116V118H139ZM160 116V117H159ZM211 118H210V117ZM239 116V117H238ZM21 117V118H19ZM38 117V118H37ZM57 117L59 119H57ZM62 117V118H61ZM133 117V118H132ZM214 117V118H213ZM224 117V119H223ZM236 117V118H235ZM243 117V118H242ZM256 117V118H255ZM259 117V118H258ZM10 118V119H9ZM49 118V119H48ZM64 118V119H63ZM73 118V119H72ZM98 118V119H97ZM101 118V119H100ZM109 118V119H108ZM135 118V119H134ZM175 118V119H174ZM207 118V119H206ZM213 118V119H212ZM235 118V119H234ZM241 118V119H240ZM245 118V119H244ZM252 118V119H251ZM5 119V120H4ZM52 119V120H51ZM55 119V120H54ZM65 121V123L62 121ZM69 119V120H68ZM72 119V121H71ZM78 119V120H77ZM86 121H85V120ZM88 119V120H87ZM100 119V120H99ZM106 119V120H103ZM108 119V121H107ZM133 119V121H132ZM180 119L182 123H180V121L178 120ZM238 119V120H237ZM255 119V120H254ZM9 120V121H8ZM54 120V122H53ZM57 120V121H56ZM61 122H60V121ZM82 120V122H81ZM101 124V125H105V123H107L106 125H109V127L106 128H110L109 130L106 129L104 126L99 125L96 121ZM103 120V121H101ZM225 120V121H224ZM235 120V121H234ZM244 120V121H242ZM246 120V121H245ZM248 120V121H247ZM253 122H251V121ZM257 120V121H256ZM260 120V124L259 121ZM4 121V122H3ZM51 121L53 122V124L51 123ZM79 121V122H76ZM95 121V122H93ZM217 121V122H216ZM220 121V122H219ZM230 121V122H229ZM232 121V122H231ZM255 121V123H254ZM24 123L26 126V128L24 130H21L20 126H14V124L16 123ZM27 122V123H26ZM65 124H63V123ZM90 122V123H89ZM102 122V123H100ZM104 122V124H103ZM204 122V123H203ZM207 122V124H206ZM211 122V123H210ZM219 122V123H218ZM226 122V123H224ZM236 122V123H235ZM245 122V123H244ZM6 123V126L4 125ZM57 123V124H56ZM70 123V124H69ZM77 123L78 125H81V123H83L84 128L83 127H77ZM216 123V126H215ZM218 123V124H217ZM224 123V124H222ZM243 123V126H242ZM252 123V124H251ZM3 124V125H2ZM42 124V126H41ZM52 124V125H51ZM56 124V125H55ZM74 124V125H73ZM89 124V125H88ZM176 126H175V125ZM236 124V125H235ZM255 124V125H254ZM257 124V125H256ZM262 124V125H261ZM30 125V126H28ZM32 125H34L33 127H31ZM76 125V126H75ZM98 125V126H97ZM105 125V126H106ZM207 125V126H206ZM222 125V126H221ZM231 125V126H230ZM246 125V126H245ZM47 126V127H46ZM53 126V127H52ZM71 126V127H70ZM111 126V127H110ZM181 126V125H180ZM5 129H4V128ZM46 127V128H45ZM77 127V129H76ZM90 127V128H89ZM97 127L98 130H97ZM101 127V128H100ZM104 127L106 130V134L104 132V129L102 128ZM172 127V128H171ZM209 127V128H208ZM228 127V128H227ZM239 127V129L237 128ZM12 128V129H11ZM15 128V129H14ZM41 128V130H40ZM75 128V129H72ZM171 128V129H170ZM235 128V129H234ZM257 130H256V129ZM261 128V129H259ZM28 129V131L26 130ZM47 129V130H46ZM85 130V131H82ZM93 129V130H92ZM103 129V131H101ZM226 129V130H225ZM244 129H246L247 131H245ZM251 129V130H250ZM252 129H254L252 131ZM259 129V130H258ZM7 130V131H6ZM34 130V131H32ZM44 130V131H43ZM46 130V131H45ZM53 133L50 132V131ZM62 130V133L60 131ZM64 130V131H63ZM72 130L74 132H72ZM80 130V131H79ZM87 130V132H86ZM99 130L101 132H99ZM110 131V133L107 132ZM145 130V131H144ZM147 130V131H146ZM171 130V131H170ZM224 130V131H223ZM237 130V131H236ZM263 130V131H262ZM23 131V133H22ZM33 133L31 134L30 133ZM38 131V132H37ZM95 131V132H94ZM138 131V132H137ZM150 131V132H149ZM209 131V132H208ZM261 131V132H259ZM15 132V133H14ZM37 132V133H36ZM50 132V134H49ZM69 132V133H68ZM103 132V133H102ZM136 132V133H134ZM140 132V133H139ZM144 132V133H143ZM148 132V133H147ZM211 132V133H210ZM214 132V133H213ZM215 132H218V134H215ZM229 132V133H228ZM232 132V134H231ZM234 132V134H233ZM243 132V133H242ZM263 132V134H262ZM4 133V134H3ZM6 133V134H5ZM12 133V134H10ZM18 133V134H17ZM36 133V134H35ZM50 135V137H48L47 139V135ZM76 135H75V134ZM101 133V135L99 134ZM147 133V134H146ZM211 135H210V134ZM222 135H220V134ZM240 133V134H239ZM260 133V134H259ZM8 134V135H7ZM67 134V136H66ZM84 134V135H83ZM88 134V135H87ZM92 134V135H91ZM136 134V136H134ZM143 134V135H142ZM147 136H146V135ZM213 134V135H212ZM247 134V135H246ZM13 135V136H12ZM16 135V136H15ZM19 135V136H18ZM35 135V136H33ZM59 135V136H58ZM81 135V136H80ZM149 135V136H148ZM240 135V136H239ZM254 137H253V136ZM259 137H258V136ZM263 135V136H262ZM5 136H7V138H5ZM12 136V138H11ZM39 136V137H38ZM45 136V137H44ZM70 136V137H69ZM139 136V137H138ZM144 136V137H143ZM213 138H212V137ZM220 136V137H218ZM225 136V138H223ZM233 136V137H231ZM249 136V137H248ZM251 136V137H250ZM256 136V137H255ZM19 138L15 140V138ZM37 137V139H36ZM64 137V138H63ZM79 137V138H78ZM83 137V139L81 138ZM138 137V138H137ZM263 137V138H261ZM14 138V139H13ZM33 138L35 139V141L33 140ZM52 138V139H49ZM76 138V139H74ZM92 138V139H91ZM222 138V140H221ZM229 138V139H228ZM236 138V139H235ZM248 138V139H247ZM251 138V139H250ZM255 138V139H254ZM6 139V140H5ZM24 139V140H22ZM32 139V140H31ZM61 139V140H60ZM63 139V140H62ZM70 139V141H69ZM82 139V140H81ZM101 139V141H100ZM218 139H220L218 141ZM233 139V140H232ZM243 139V140H242ZM257 139V140H256ZM261 139V140H260ZM43 141V140H49V141H53L56 143L61 144L62 146H66L67 148H71V149H78L80 151H88V150H93L95 149H101V151L103 152V154L99 157H97V162L95 164V166H86L83 164H78L77 162L72 160H63L60 157H52L51 154H49L48 151H41L39 150V148L37 147L39 145V141ZM60 140V141H59ZM77 140V141H76ZM88 142H87V141ZM96 140V142H95ZM215 140V141H214ZM232 140V141H231ZM239 140V141H238ZM246 140V141H245ZM253 140V141H252ZM29 141V142H28ZM32 141V142H30ZM37 141V142H36ZM40 141V142H41ZM63 141V142H62ZM67 141V142H65ZM82 141V142H81ZM84 141V142H83ZM85 141L86 144L88 146H85ZM98 141V143H97ZM212 141V142H211ZM214 141V142H213ZM226 141V142H225ZM245 141V142H244ZM259 141V142H257ZM262 141V142H261ZM10 142V144H9ZM36 142V143H35ZM62 142V143H61ZM70 142V143H69ZM169 142V143H168ZM219 142V143H218ZM223 142V143H221ZM33 145H31V144ZM90 143L92 144V147L90 145ZM97 143V144H95ZM100 143V144H99ZM216 143V144H214ZM232 146H230L229 144ZM235 143V145H233ZM36 144V145H35ZM79 144V145H78ZM94 144V145H93ZM170 144V146H169ZM222 144V145H219ZM226 144V145H225ZM253 144H256L253 146ZM260 144V146H259ZM263 144V145H262ZM75 145V146H74ZM77 145V146H76ZM81 145V146H80ZM100 145V146H99ZM224 145V146H223ZM243 147H242V146ZM251 145V146H250ZM14 146H16L14 148ZM80 146V147H79ZM99 146V147H98ZM105 146V147H103ZM218 146V147H217ZM262 146V147H261ZM32 148V150L30 148ZM37 147V148H34ZM88 147H90L91 149H88ZM98 147V148H97ZM103 147V149H102ZM212 147V149H211ZM225 147V148H224ZM246 147V148H245ZM254 147L256 149H254ZM260 147V148H259ZM34 148V149H33ZM109 148V149H108ZM216 148V149H215ZM232 148V149H230ZM239 148V149H236ZM245 148V150H244ZM0 149L1 146H0ZM108 149V150H107ZM254 149V150H253ZM258 149V150H257ZM212 150V151H211ZM217 150V151H216ZM224 150V151H223ZM234 150V151H233ZM236 150V151H235ZM243 150V151H242ZM257 150V151H256ZM5 151V152H4ZM12 151V150H11ZM15 151H19L21 152L22 156H24L23 158L25 159L26 163L25 166L27 165V167L24 166L23 168H17L16 169V165L13 164L12 162L15 159ZM220 153H219V152ZM240 154H239V152ZM252 151V152H251ZM256 151V152H255ZM259 151V152H258ZM34 152V153H33ZM106 152V153H105ZM216 152V153H215ZM218 152V153H217ZM246 152V153H245ZM258 152V153H257ZM10 153V154H9ZM32 153V154H31ZM39 153V154H38ZM230 153V154H228ZM243 153V154H242ZM257 153V154H256ZM24 154V155H23ZM31 154V155H29ZM107 156H104L106 155ZM224 154V155H223ZM234 154V155H233ZM245 154V155H244ZM254 154V155H253ZM256 154V155H255ZM2 155V156H1ZM10 157H9V156ZM42 155V156H41ZM44 155V156H43ZM51 155V156H50ZM110 155V157H109ZM114 155V156H113ZM218 155V156H217ZM223 155V156H221ZM233 155V156H232ZM240 155V156H239ZM258 155V156H257ZM35 156V157H34ZM37 156V157H36ZM48 156V157H47ZM52 159V162L54 164H56L57 166L63 167L66 169V171L68 169H72V170H76V172L80 175L78 176H72L69 174H64L62 176H56L55 174V170L52 167H48L47 171L50 173L51 177H47L45 179H37L36 177H34V172L38 169L39 167L40 169H42V167L44 166V162H46V160L50 157ZM113 156V157H112ZM230 158H229V157ZM245 156V158H244ZM247 156V157H246ZM261 156V157H260ZM30 157V158H29ZM32 157V159H31ZM40 157V158H39ZM47 157V158H45ZM216 157V159H214ZM251 157V158H250ZM258 157V158H257ZM34 158V159H33ZM105 158V159H104ZM228 160H227V159ZM248 158V160L246 159ZM39 159V160H38ZM41 159V161H40ZM183 159V160H182ZM201 159V160H200ZM212 159H214L212 161ZM251 159V160H250ZM255 159V160H254ZM43 160V161H42ZM188 164H186L187 162ZM191 160V161H190ZM219 162H218V161ZM232 160V161H231ZM250 160V161H249ZM7 161V162H6ZM180 161V162H179ZM193 161V162H192ZM224 161V162H223ZM228 161V162H227ZM6 162V163H5ZM36 162V163H35ZM39 162V164L37 163ZM43 162V163H40ZM197 162V163H196ZM202 162V163H200ZM206 162V163H205ZM211 162V164H209ZM256 162V163H255ZM77 163V164H76ZM215 163V164H214ZM230 163V164H229ZM246 163V164H245ZM262 163V164H261ZM37 164V165H35ZM193 164V165H192ZM196 164V165H195ZM207 166H206V165ZM227 164V165H226ZM31 165V166H30ZM43 165V166H42ZM13 166V168H12ZM196 169V171L198 172V176L201 177H196L194 174H191L190 171H192L191 169L193 168ZM196 166V167H195ZM201 166V167H200ZM210 166V167H209ZM228 166V167H227ZM33 167V168H32ZM37 167V169H36ZM106 167V168H105ZM108 167V168H107ZM218 167V168H217ZM221 167V168H220ZM230 167V168H229ZM242 167V168H241ZM262 167V168H261ZM35 168L34 172L32 173L33 169ZM52 168V169H51ZM110 168V169H109ZM229 168V169H227ZM233 168V169H232ZM238 168V170H237ZM252 168V169H251ZM12 169V170H11ZM26 169V170H25ZM30 172H29V170ZM193 169V170H195ZM210 169V170H209ZM212 169V170H211ZM220 169V170H219ZM222 169V170H221ZM227 169V170H226ZM231 169V171H230ZM234 169L236 170V175H233V171ZM9 172H8V171ZM17 170V171H16ZM22 170V171H20ZM229 170V171H228ZM12 171V172H11ZM20 171V172H18ZM52 171V172H51ZM79 171V172H78ZM215 171V172H214ZM220 171L221 175L220 174ZM11 172V176L10 175ZM18 172V173H16ZM23 172V173H22ZM37 172V171H36ZM68 173L69 170L67 171ZM188 172V173H187ZM209 172V174H207ZM230 172V173H229ZM251 172V173H250ZM260 172V173H259ZM22 173V174H20ZM109 173V174H108ZM173 173V174H172ZM176 173V174H175ZM178 173L180 175H178ZM182 173V174H181ZM185 173V174H184ZM190 173V174H189ZM194 173V171L192 172ZM196 173V172H195ZM242 173V174H241ZM18 174V175H17ZM22 175V178L19 176ZM24 174V175H23ZM112 174V175H111ZM189 174V175H188ZM200 174V175H199ZM219 174V175H218ZM227 174V175H226ZM244 174V175H243ZM248 174V175H247ZM16 175V176H15ZM33 175V176H32ZM49 175V176H50ZM173 175V176H172ZM196 178H194V176ZM204 175V176H203ZM208 175V176H207ZM210 175H212L210 177ZM217 175V177H216ZM221 175V176H220ZM92 176V177H91ZM109 176V177H108ZM176 176V177H175ZM178 176V177H177ZM185 176V177H184ZM187 176V178H186ZM220 176V177H219ZM227 176V178H226ZM232 176L233 177V182L230 181L231 178H229V181L224 180L225 178L228 179V177ZM247 176V177H246ZM113 177V179H112ZM214 177V178H213ZM216 177V178H215ZM21 180H20V179ZM36 178V179H35ZM95 178V179H94ZM98 178V179H96ZM104 178V179H102ZM117 178V179H116ZM134 178H137L136 180ZM153 178V179H151ZM159 178V179H158ZM163 178V179H161ZM165 178V179H164ZM189 178V179H188ZM206 178H209V180H207ZM213 178V179H212ZM223 178V180H221ZM259 180H258V179ZM19 179V181H18ZM96 180L94 183V180ZM100 179V180H99ZM108 179V180H106ZM169 179V180H168ZM184 179V180H183ZM187 179V181H185ZM200 181H199V180ZM204 179V180H203ZM206 179V180H205ZM215 179V180H214ZM239 179L241 181H239ZM243 179V180H242ZM99 180V181H98ZM106 180V181H104ZM117 182H116V181ZM120 180V181H119ZM140 180V181H139ZM160 180V181H159ZM183 180V181H182ZM213 180V182L211 181ZM218 180V181H217ZM221 180V181H220ZM236 180V181H235ZM20 181H21V185H20ZM99 184H98V182ZM104 183H101V182ZM126 181V182H125ZM152 181V182H151ZM158 181V182H156ZM164 181H168L167 183ZM195 181V182H194ZM204 181V182H203ZM207 181H209L208 183H206ZM216 181V182H215ZM225 184L228 183V184ZM259 183H258V182ZM116 182V183H115ZM122 182L121 184H118ZM133 182V183H131ZM137 184H136V183ZM142 182V183H141ZM150 182V183H149ZM184 182L186 184H184ZM220 184H218V183ZM263 182V183H262ZM26 183V184H25ZM101 183V185H100ZM129 183H131L129 185ZM156 183V184H155ZM164 183V184H163ZM212 185H211V184ZM258 183V184H257ZM94 184H96V188L95 186H93ZM107 184V185H106ZM110 184V185H109ZM115 184V186H114ZM124 184V185H123ZM129 186H128V185ZM135 184V185H134ZM199 184V185H198ZM223 184V185H222ZM243 184V186H242ZM27 185H30V187L28 188ZM99 185V187H98ZM106 185V186H105ZM120 185V186H119ZM123 187H122V186ZM127 185V186H126ZM138 185V188H137ZM146 185V186H144ZM192 185V186H191ZM228 185V186H227ZM231 187H230V186ZM238 185V187L236 186ZM245 185V186H244ZM255 185V186H254ZM257 185V187H256ZM26 187L23 188V187ZM126 188H125V187ZM191 186V187H190ZM214 186V187H213ZM217 186V187H216ZM223 186V188H222ZM240 186V187H239ZM22 187V188H20ZM91 187V188H90ZM107 190H104L106 189ZM116 187V188H115ZM121 187V188H120ZM149 187V188H148ZM171 187V188H170ZM193 187V188H192ZM214 188V189H218L211 191L210 188ZM229 187V188H228ZM233 187V188H232ZM255 187V188H254ZM34 188V189H32ZM94 188V189H93ZM115 193H112V191ZM120 188V189H119ZM124 188V189H123ZM147 188V189H146ZM153 188V189H152ZM208 188V190H207ZM212 188V189H213ZM244 188V189H243ZM260 188V189H259ZM262 188V189H261ZM32 189V190H31ZM92 189V190H90ZM96 189V190H95ZM109 189V190H108ZM130 191H129V190ZM132 189V190H131ZM134 189V190H133ZM140 189V191L138 190ZM144 189V190H143ZM146 189V190H145ZM190 189V190H189ZM193 189V190H192ZM220 189L222 191H220ZM226 192H225V190ZM230 189V190H229ZM237 189V190H236ZM241 189V190H240ZM243 189V190H242ZM23 190V191H20ZM26 190V191H25ZM32 192H36V190L39 192L41 198H39L37 195L35 196ZM84 190V191H83ZM88 190V191H87ZM112 190V191H111ZM137 190V191H136ZM143 190V191H142ZM152 190V191H151ZM239 190V191H238ZM246 190V191H245ZM20 191V192H18ZM84 194H82L81 193ZM86 191V192H85ZM89 191H93L92 193L94 195V197H91V194L89 193ZM97 191V192H96ZM101 191V192H100ZM106 191V193L104 192ZM109 191V192H107ZM120 191V192H119ZM123 191V192H121ZM145 191V192H144ZM182 191V193H181ZM186 191V192H185ZM228 191L230 193H228ZM262 193H261V192ZM9 192V193H8ZM11 192V193H10ZM27 192V193H26ZM30 192V193H29ZM47 192V193H46ZM134 192V194H132ZM153 192V194L151 193ZM179 192V193H178ZM220 192V193H219ZM235 192V193H234ZM257 192V193H256ZM37 193V192H36ZM35 193V194H36ZM61 193H64L66 196V200L65 198H61ZM75 193V194H74ZM81 193V194H80ZM87 193V194H86ZM98 193V194H97ZM122 195L120 197L117 198L118 194ZM156 193V194H155ZM233 193V194H232ZM237 193V194H236ZM261 193V194H260ZM21 194V195H19ZM29 194V195H28ZM45 194V196H44ZM63 194V196H64ZM96 194V195H95ZM125 194V195H123ZM129 194V195H127ZM137 194V195H135ZM145 194V195H144ZM18 195V196H17ZM24 195V196H23ZM26 195V196H25ZM47 195V196H46ZM88 195V196H87ZM90 195V196H89ZM127 195V196H126ZM133 195V196H132ZM233 195V196H232ZM236 195V196H235ZM251 195V196H250ZM263 195V197L261 196ZM64 196V197H65ZM87 196V197H86ZM123 196V197H122ZM146 198H145V197ZM152 199H151V197ZM157 196V197H156ZM222 196V197H221ZM226 198H224V197ZM227 196V197H226ZM8 197H14L12 199V205L11 207H7L6 205V199ZM23 197V198H22ZM38 197V199H37ZM68 197V198H67ZM102 197V198H101ZM105 197V198H104ZM109 201H108V198ZM232 197V198H231ZM239 199H238V198ZM245 197V199H244ZM250 197V198H247ZM21 198L23 200H21ZM33 198V199H32ZM45 198V200H43ZM84 198V199H83ZM113 198V199H112ZM116 200H115V199ZM145 198V199H144ZM173 198V199H172ZM236 198V199H235ZM257 200H256V199ZM3 199V200H2ZM40 199V200H39ZM92 199V200H91ZM128 199V200H127ZM160 199V200H159ZM166 199V200H165ZM176 199V201H175ZM229 199V200H228ZM231 199V200H230ZM233 199V200H232ZM34 200V201H33ZM50 200V201H49ZM111 200V201H110ZM122 200V201H121ZM124 200V201H123ZM126 200V201H125ZM145 200V201H143ZM162 200V201H161ZM172 200V201H171ZM174 200V201H173ZM239 200V201H237ZM242 200L244 202H242ZM257 202H256V201ZM28 201L31 202V204H28V210L25 208H21L22 204L21 202ZM40 201L41 204H40ZM94 201V202H93ZM104 201V202H103ZM121 201V202H120ZM144 202V209L142 208L143 204L142 202ZM167 201V202H166ZM262 201V202H261ZM48 202V203H47ZM119 202V203H118ZM124 202H128L127 204ZM165 202V203H164ZM247 202V203H246ZM249 202V203H248ZM18 203V204H17ZM35 205H34V204ZM47 203V204H46ZM96 203V204H95ZM104 203V204H103ZM114 203V204H113ZM160 203V204H159ZM175 203V204H174ZM245 203V204H244ZM260 203V204H259ZM44 204V205H43ZM54 204V205H53ZM57 204V205H56ZM120 204V207H119ZM124 205V207H122ZM164 204V205H162ZM262 204V205H261ZM20 205V206H19ZM92 205V206H91ZM127 205V206H126ZM173 205V206H171ZM248 205V207L246 206ZM42 208H41V207ZM59 206V207H58ZM83 206V207H82ZM14 207V208H13ZM27 207V206H26ZM50 207V208H49ZM55 207V208H54ZM77 207V208H76ZM118 207V208H117ZM247 207V208H246ZM13 208V209H12ZM44 208V211H43ZM65 208V209H64ZM78 209V210H75ZM82 208V209H81ZM90 208V209H87ZM141 208V209H140ZM162 208V209H161ZM165 208V209H164ZM238 208V209H237ZM6 209V210H5ZM8 209V210H7ZM20 209V210H18ZM37 211H36V210ZM40 209V212L38 211ZM53 209V210H52ZM67 209V210H66ZM73 211H72V210ZM80 209V211H79ZM140 209V210H139ZM161 209V210H160ZM233 209V210H232ZM242 209V211L240 210ZM22 210V211H21ZM30 210V211H29ZM33 210V211H32ZM62 210V211H61ZM86 212H85V211ZM89 210V212H87ZM237 210V211H236ZM43 211V212H42ZM55 211V212H54ZM59 211V212H58ZM70 213H69V212ZM80 213H78V212ZM82 211V212H81ZM92 211V212H91ZM252 213H251V212ZM32 212V213H29ZM46 212H48L47 216H49V219L52 220L53 219V225L50 228H54L55 223L57 225L56 229L53 232H49L51 233V238L50 235H48V228H44L43 224V216L46 215ZM96 212V213H95ZM98 212V213H97ZM143 212V213H142ZM237 212V213H236ZM241 214H239V213ZM16 213V215H15ZM20 213V214H19ZM27 213V214H26ZM39 213V214H37ZM41 213V214H40ZM43 213V214H42ZM56 213V214H55ZM63 213V214H62ZM75 215H74V214ZM246 213V214H245ZM67 215V216H64ZM84 214V215H83ZM93 216H92V215ZM96 214V215H95ZM144 214V215H143ZM5 215V216H4ZM10 215V216H9ZM36 215V216H34ZM80 215V216H79ZM102 215V216H101ZM24 216V217H23ZM33 216V217H32ZM239 216V217H238ZM243 216V217H242ZM29 217V218H27ZM51 217V218H50ZM69 219H67V218ZM97 217V218H96ZM103 217V218H102ZM237 217V218H236ZM242 217V218H240ZM250 217V219H249ZM20 218V219H19ZM74 220H73V219ZM80 218V220L78 219ZM96 218V219H95ZM99 218V219H98ZM233 218V219H232ZM235 218V219H234ZM254 218L256 220H254ZM15 219V220H14ZM18 219V220H17ZM25 219V220H24ZM33 219V220H32ZM35 219V220H34ZM103 219V220H102ZM241 219V221H240ZM252 219V220H251ZM24 221L25 223H28V228L27 230H20L21 227V222ZM57 222H56V221ZM65 220V221H64ZM102 220V222H101ZM229 220V221H228ZM244 221H248L250 223H254V225L252 226V230H253V235L252 234V230H250L251 234L249 233V238L248 235H243V229H241V227H243ZM19 221V222H18ZM67 221V222H66ZM71 221V223H70ZM75 222H78L79 225H77ZM100 221V223H99ZM235 221V222H234ZM17 222V223H16ZM84 222V223H83ZM94 222V223H93ZM96 222V226H94ZM236 224H233V223ZM88 223L89 225V231L88 232H83L82 229H84V226H82L81 224H85ZM105 226H103V224ZM227 223V224H226ZM243 223V224H241ZM31 224V225H30ZM33 224V226H32ZM231 224V225H230ZM14 225V226H13ZM74 225V226H73ZM76 225V226H75ZM100 225V226H99ZM225 225H227V227H225ZM242 225V226H241ZM257 225V226H256ZM259 225V226H258ZM30 226V229H29ZM72 226V227H71ZM103 228H102V227ZM224 226V227H223ZM241 226V227H240ZM102 228L101 230L99 229ZM240 227V228H239ZM255 227V228H254ZM259 227V228H258ZM261 227V228H260ZM79 228V229H77ZM81 228V229H80ZM226 228V229H224ZM239 228V229H237ZM32 229V230H31ZM97 229V230H96ZM231 229V230H229ZM237 229V230H236ZM256 229V230H255ZM258 229V230H257ZM78 230H80V232H78ZM105 230V231H104ZM223 230V231H222ZM235 230V232H234ZM238 230H241V234L238 232ZM243 230V231H242ZM101 231V232H100ZM237 231V232H236ZM259 231V232H258ZM21 232V233H20ZM98 232V233H97ZM101 234H100V233ZM104 232V233H103ZM126 234H125V233ZM218 232V233H217ZM223 232V233H222ZM230 232V234H229ZM258 232V233H257ZM18 233V234H17ZM25 233V234H24ZM48 233V234H47ZM221 235H220V234ZM239 233V234H238ZM255 233V234H254ZM264 233V230L263 232ZM260 233V234H262ZM85 236H84V235ZM99 234V235H98ZM127 234L129 236H127ZM217 234V235H216ZM225 234V236H224ZM245 234V233H244ZM82 237H81V236ZM251 235V236H250ZM257 235V236H256ZM15 236V237H14ZM76 236L78 238H76ZM222 238H221V237ZM226 238H224V237ZM255 237V238H251V237ZM259 236V237H258ZM72 237V238H71ZM85 237V240H84ZM121 237V238H120ZM123 237V238H122ZM146 237V238H143ZM220 237V238H219ZM38 238V239H37ZM49 238V239H48ZM76 238V239H75ZM81 238V239H80ZM217 238V239H216ZM237 240H236V239ZM248 238V239H247ZM259 238V239H258ZM39 239V240H40ZM74 239V240H73ZM89 239V238H88ZM146 239V241H145ZM221 239V240H220ZM240 239V240H239ZM258 239V241H256ZM38 240V241H39ZM79 240V242H78ZM84 240V241H83ZM151 240V241H150ZM242 240V241H241ZM251 240V241H250ZM255 240V241H253ZM262 240V241H261ZM46 242V240H44ZM47 241V242H48ZM83 241V243L81 242ZM149 241V242H148ZM70 242L72 243V245L70 244ZM75 244H74V243ZM78 242V243H76ZM124 242V243H123ZM148 242V243H147ZM223 242V243H222ZM256 242V243H255ZM51 243V244H50ZM119 243V244H118ZM121 243V244H120ZM230 243V245H229ZM237 243V244H236ZM243 243V247L242 246ZM70 244V245H68ZM82 244V245H80ZM207 244V245H206ZM223 248H222V245ZM248 244V245H247ZM119 245H123L122 247H120ZM152 245V246H151ZM229 245V246H228ZM236 245V246H235ZM241 245V246H240ZM250 245V246H249ZM98 246V247H97ZM125 246V247H124ZM151 246V247H150ZM205 246V247H204ZM216 246V247H215ZM228 246V247H226ZM246 249H245V247ZM253 246V251H255L254 253H256L257 256L254 255V259L253 262L251 263V256H250V249ZM74 247V248H73ZM101 247V248H100ZM117 247V248H116ZM226 250H221V249H225ZM239 247H241L239 249ZM250 247V248H249ZM256 247V248H255ZM66 248V249H65ZM68 248V249H67ZM121 248V249H120ZM209 248V249H207ZM238 248V249H237ZM76 249V250H75ZM201 249V250H200ZM216 249V250H215ZM245 249V250H244ZM68 250H70L68 252ZM98 250V251H97ZM119 250V252H118ZM126 250V252H125ZM193 250L195 252H193ZM211 250V252H210ZM22 251V252H21ZM122 251V252H121ZM198 251V252H197ZM202 251V252H201ZM204 251V253H203ZM217 251V252H216ZM68 252V254L66 253ZM96 252H98L96 254ZM197 252V254H196ZM225 254H224V253ZM259 252V253H258ZM77 255H76V254ZM122 253V255H121ZM125 253V254H124ZM193 253V254H192ZM210 253V254H209ZM213 253V254H211ZM258 253V254H257ZM262 253V254H261ZM66 256H65V255ZM129 256H128V255ZM157 254V255H156ZM163 254V255H162ZM199 254V255H198ZM226 254H232L229 257L226 256ZM247 254V255H246ZM76 257H75V256ZM125 257H124V256ZM198 256L200 258H196L195 256ZM246 255V256H245ZM74 256V257H73ZM79 256V255H78ZM123 258H122V257ZM138 258L136 259L135 257ZM154 256V258H153ZM193 256V257H191ZM249 256L250 259H247L246 257ZM68 257V256H67ZM131 257L133 259H131ZM141 257V258H139ZM208 257V258H207ZM18 258V259H17ZM128 258V259H127ZM129 258L131 259L129 262L127 260H129ZM245 258V259H244ZM91 259V260H90ZM94 259V261H92ZM124 259V260H123ZM126 259V260H125ZM140 261H137L139 260ZM153 261H151V260ZM155 259V260H154ZM159 259V260H156ZM192 259V260H191ZM260 259V260H259ZM97 260V262H96ZM99 260V262H98ZM145 260V262H144ZM148 260V261H147ZM231 260H235V262L231 261ZM237 260V261H236ZM249 260V261H248ZM259 260V261H258ZM262 260V261H261ZM72 261V262H71ZM102 261V262H101ZM127 261V262H125ZM156 263H153V262ZM157 261H161V262H157ZM200 261H202L200 263ZM205 261V262H203ZM243 261V262H242ZM147 262V263H146ZM261 262V263H260ZM133 264V263H131Z\"/></svg>","mask_w":264,"mask_h":264},{"label":"bare ground","instance_id":"obj_2","mask_svg":"<svg viewBox=\"0 0 264 264\" xmlns=\"http://www.w3.org/2000/svg\"><path fill=\"white\" fill-rule=\"evenodd\" d=\"M5 1V0H4ZM82 1V0H81ZM85 1V0H84ZM84 1H82L83 3H84ZM90 1H92V4L93 3H95V4H97V0H89V1H85V5L87 6V7H90L92 4H91V2ZM100 0H98V2H99ZM113 1V0H112ZM111 1V2H112ZM137 1V0H136ZM135 1V2H136ZM157 1V0H156ZM169 1H171V0H168V3H169ZM187 1V0H186ZM190 1V0H189ZM195 1V0H194ZM200 1V0H199ZM208 1H210V0H208ZM208 1H207V3H208ZM212 1V0H211ZM218 1V0H217ZM223 1V0H222ZM225 1V0H224ZM227 1V0H226ZM229 1V0H228ZM247 1H249V0H247ZM254 1V0H253ZM256 1V0H255ZM262 1V0H261ZM8 2V1H7ZM71 1H69V0H14V1H12L11 3H13V4H10L11 5V12H12V10H13V8H14V11H18V9H24L23 8V6L26 8V10H25V12L29 15V16H38V15H42L44 18H46V20H49V21H52L53 22V20L54 21H56L57 19H55V17L57 16L58 18H59V16L61 15L62 16V14H66V15H69L71 12V14L73 15V14H75V13H73V8L72 7H74V6H72L73 4L72 3H70ZM102 2H103V0H102ZM140 2H142V1H140ZM148 2V1H147ZM184 2V1H183ZM188 2V1H187ZM186 2V3H187ZM203 2V1H202ZM202 2H200L199 3V5L200 4H202ZM206 2V1H205ZM218 2H220V1H218ZM231 2H233V1H231ZM237 2H239V0L237 1ZM257 2V1H256ZM255 2V3H256ZM260 2V1H259ZM86 3H88V4H91V5H88V4H86ZM101 3V2H100ZM106 3H107V1H106ZM120 4V2H117V4ZM125 3V2H124ZM134 3V2H133ZM143 3V2H142ZM149 3V2H148ZM174 3V2H173ZM176 3V2H175ZM177 3H178V1H177ZM185 3V2H184ZM188 3H190V2H188ZM213 3H214V1H213ZM212 3V6L213 5H215V4H213ZM241 3V2H240ZM254 3V2H253ZM83 4V5H84ZM95 4H93V5H95ZM99 4V3H98ZM147 4V3H146ZM158 4V3H157ZM159 4H161V3H159ZM183 4V3H182ZM204 4V3H203ZM202 4V5H203ZM218 4H220V3H218ZM222 4H224V3H222ZM235 4H236V2H235ZM263 4V3H262ZM9 5V6H10ZM100 5V4H99ZM102 5H104L103 3H102ZM123 5V4H122ZM127 5V4H126ZM141 5V4H140ZM143 5V4H142ZM154 5V4H153ZM152 5V6H153ZM162 5V4H161ZM173 5V4H172ZM176 5V4H175ZM192 5V4H191ZM194 5V4H193ZM197 5V4H196ZM205 5V4H204ZM203 5V6H204ZM209 5V4H208ZM211 5V4H210ZM221 5V4H220ZM226 5V4H225ZM242 5H244V4H242ZM247 5V4H246ZM245 5V6H246ZM254 6V4H252V2H251V6ZM257 5V4H256ZM261 5V4H260ZM85 6V7H86ZM110 6V5H109ZM120 6V5H119ZM151 6V7H152ZM163 6V5H162ZM174 6V5H173ZM181 6V5H180ZM184 6V8L183 9H185V5H183ZM198 6V5H197ZM229 6V5H228ZM231 7H232V4L230 5ZM235 6V5H234ZM237 6V5H236ZM6 7H7V5H6ZM80 7V6H79ZM98 7H100V6H98ZM123 7V6H122ZM121 7V8H122ZM125 7V6H124ZM123 7V8H124ZM129 8H131L130 6H128ZM149 7V5L147 6V8ZM155 7V6H154ZM165 7V9L167 8L166 6H164ZM164 7H163V9H164ZM176 7V6H175ZM199 7V6H198ZM205 7V6H204ZM220 7H222V6H220ZM226 7H227V5H226ZM225 7V8H226ZM230 7V8H231ZM237 7H239V6H237ZM247 7H249V6H247ZM254 7H256V6H254ZM93 8V7H92ZM107 8V7H106ZM117 8V7H116ZM120 8V7H119ZM156 8V7H155ZM178 8V7H177ZM188 8V7H187ZM194 8V7H193ZM200 8V7H199ZM207 8V7H206ZM205 8V9H206ZM215 8V7H214ZM218 8V7H217ZM229 8V7H228ZM246 8V7H245ZM76 7L74 8V11L76 12ZM85 9V8H84ZM83 9V10H84ZM90 9V11H93V12H95L94 10H96V9H99V8H96V6H95V9L94 10H92L91 9V7L89 8ZM164 9V10H165ZM168 10H170L169 8H167ZM180 9V11H181V8H179ZM191 9V8H190ZM195 9V8H194ZM198 9V8H197ZM204 9V8H203ZM204 9V10H205ZM209 9V8H208ZM211 9V8H210ZM237 9V8H236ZM258 9V8H257ZM256 9V10H257ZM261 9H262V7H261ZM131 10H132V8H131ZM134 10V9H133ZM186 10V9H185ZM185 10H183V12L185 11ZM225 10V9H224ZM229 10H232V9H229ZM229 10L227 11V12H229ZM235 10V9H234ZM238 11H240L239 9H237ZM237 10H235V11H237ZM263 10H264V7H263ZM1 11V10H0ZM9 11H10V7H9ZM82 11V10H81ZM153 11V10H152ZM201 11H203V10H201ZM207 11V10H206ZM208 11H210V10H208ZM233 11V10H232ZM237 11V12H238ZM243 11H246V10H243ZM2 12V11H1ZM9 13L8 15H6V16H4L3 15V13L1 14V15H3L4 16V18H5V21L3 22L4 23V28L8 31V36L9 37H7L6 35H5V38L7 39L8 38V41H9V43L11 44V45H13V44H15L16 45V43H15V41H16V36L15 35H19L20 33L19 32H21V31H19V30H16V27H15V25L17 24L18 25V22L20 23L21 22V20L24 18V17H26L27 15L26 14H23V15H26V16H22V14H20L21 16H18V17H21V20H19V21H15V20H18V17L15 15V14H13L14 12H12V13ZM20 12V11H19ZM66 12H68L69 14H67ZM87 13H88V15H89V13H91V12H88V9H87V11H86ZM98 12V11H97ZM96 12V13H97ZM108 12V11H107ZM111 12V11H110ZM124 12V11H123ZM137 12V11H136ZM136 12H134V15L136 14ZM182 12V11H181ZM204 12V11H203ZM213 12V11H212ZM215 12H216V10H215ZM236 12V14H238ZM264 12V11H263ZM21 13H24V12H21ZM85 13V12H84ZM84 13H82V14H84ZM86 13V14H87ZM101 13L102 12H100V15H101ZM109 13V12H108ZM127 13V12H126ZM131 13V12H130ZM130 13H129V15H130ZM158 13V12H157ZM161 13V12H160ZM159 13V14H160ZM188 13V12H187ZM193 13V12H192ZM195 13V12H194ZM205 13H207V12H205ZM222 13V12H221ZM220 13V14H221ZM230 13V12H229ZM248 13V12H247ZM70 14V15H71ZM77 14V13H76ZM92 15H93V13H91ZM97 14H99V13H97ZM110 14H112V12L110 13ZM115 14H117V13H115ZM141 14V13H140ZM189 14V13H188ZM202 14V13H201ZM200 14V15H201ZM204 14V13H203ZM213 14H215V13H213ZM217 14V13H216ZM236 14H235V16H236ZM14 15V16H13ZM66 15H64V16H66ZM87 15V16H88ZM92 15H91V17H92ZM96 15V14H95ZM99 15V16H100ZM114 15V14H113ZM166 15V14H165ZM198 15V14H197ZM199 15V16H200ZM206 15V14H205ZM204 15V16H205ZM209 15H210V13H209ZM241 15V14H240ZM29 16H27V19H28V17ZM31 16V17H32ZM82 16V15H81ZM85 16V15H84ZM97 16V15H96ZM98 16V17H99ZM124 16H125V14H124ZM133 16V15H132ZM137 16V15H136ZM135 16V17H136ZM139 16V15H138ZM175 16V15H174ZM173 16V17H174ZM206 16H208V14L206 15ZM203 17V18H198V20L200 19V20H202V33H201V40L203 39V40H205L204 38L206 37L207 38V36L210 34V32H211V28H210V24H212V23H210V22H213L212 20L210 21L209 19H208V17ZM226 16V15H225ZM230 16V15H229ZM234 16V15H233ZM239 15H237V17H238ZM250 16V15H249ZM251 16H252V14H251ZM2 17V16H1ZM17 18V19H15V18ZM23 17V18H22ZM35 17V18H36ZM39 17V16H38ZM72 17H75V16H72ZM86 17V16H85ZM90 17V18H91ZM98 17H93L94 18V20H97V21H99V19H98ZM101 17V16H100ZM119 17V16H118ZM157 17V16H156ZM170 17V16H169ZM176 17V16H175ZM201 17V16H200ZM211 17H212V15H211ZM231 17V16H230ZM258 17V16H257ZM3 18V19H4ZM34 18V17H33ZM32 18V20H34ZM90 18H89V20H90ZM109 18V17H108ZM112 18V17H111ZM114 18V17H113ZM124 18H128V17H124ZM160 18H161V16H160ZM214 18V17H213ZM217 18V17H216ZM229 18V17H228ZM232 18V17H231ZM243 18H244V16H243ZM250 18V17H249ZM253 18V17H252ZM2 19V18H1ZM0 19V20H1ZM15 19V20H14ZM20 19V18H19ZM26 19V18H25ZM27 19L26 20H22V23L24 24V25H21L22 23H20V26H23V27H27L28 25H30L31 23H29V22H25V21H27ZM37 19V18H36ZM67 19V18H66ZM80 19H81V17H80ZM84 19V18H83ZM104 20L106 19L105 17L103 18ZM132 19V18H131ZM147 19V18H146ZM165 19V18H164ZM173 19V18H172ZM218 19V18H217ZM221 19V18H220ZM223 19V18H222ZM235 20H236V18H234ZM233 19V20H234ZM251 19V18H250ZM68 20V19H67ZM70 20V19H69ZM78 21H79V18L77 19ZM88 20V19H87ZM93 20V19H92ZM91 20V21H92ZM109 20H111V19H109ZM130 20V19H129ZM185 20V19H184ZM208 20L210 21V22H208ZM247 20H249V19H247ZM29 21V20H28ZM31 21V20H30ZM37 21H38V19H37ZM37 21H35V22H37ZM59 21V20H58ZM102 21V20H101ZM108 21V20H107ZM141 21V20H140ZM150 21H151V19H150ZM223 21V20H222ZM245 21H246V19H245ZM261 21V20H260ZM14 22H15V24H14ZM57 22V21H56ZM55 22V23H56ZM68 22V21H67ZM82 22H84V20H82ZM88 21H86V24H88L86 27H81V28H85V30H87L86 28H88L89 26H90V22L89 23H87ZM104 22V21H103ZM113 22V21H112ZM119 22H121V21H119ZM123 22H125V20L123 21ZM146 22V21H145ZM153 22V21H152ZM169 22V21H168ZM170 22H172V20H171V18H170ZM194 22V21H193ZM216 22H218L217 20H216ZM233 22V21H232ZM248 22V21H247ZM254 23H255V20L253 21ZM258 22H259V20H258ZM29 23V24H28ZM34 23V22H33ZM54 23V24H55ZM75 23H77V22H75ZM79 23V22H78ZM80 23H81V21H80ZM85 23V22H84ZM84 23H82L81 24V26L84 24ZM115 23V22H114ZM122 23V22H121ZM139 23V22H138ZM144 23V22H143ZM147 23V22H146ZM150 23V22H149ZM165 23V22H164ZM167 23V22H166ZM173 23V22H172ZM188 23H189V21H188ZM195 23V22H194ZM227 23V22H226ZM238 23V22H237ZM251 23V22H250ZM249 23V24H250ZM261 23V22H260ZM35 24H37V23H35ZM52 24V23H51ZM66 24V23H65ZM93 24H94V22H93ZM98 24H100V23H98ZM151 24V23H150ZM174 24V23H173ZM182 24V23H181ZM185 23H183L182 25H184ZM186 24H187V22H186ZM197 24V23H196ZM222 24H224L223 22H222ZM16 25V26H17ZM40 25H43V24H40ZM58 25V24H57ZM57 25H54V26H57ZM63 25V24H62ZM69 25V24H68ZM67 25V26H68ZM72 25V24H71ZM75 25V24H74ZM94 25H96V24H94ZM104 25H105V22H104ZM125 25V27H126V24H124ZM135 25H136V23H135ZM166 25V24H165ZM169 25V24H168ZM188 25V24H187ZM191 25V24H190ZM216 25V24H215ZM221 25V24H220ZM248 25V24H247ZM246 25V26H247ZM251 25V24H250ZM262 25V24H261ZM33 26V25H32ZM36 26V25H35ZM39 26V25H38ZM48 26H50V25H48ZM54 26H52V28L54 27ZM84 26V25H83ZM155 26V25H154ZM160 26V25H159ZM158 26V27H159ZM173 26H175V25H173ZM173 26H171V27H173ZM179 26H180V24H179ZM212 26V25H211ZM239 26H240V23H239ZM241 26L243 27L244 26V24H241ZM245 26V27H246ZM249 26V25H248ZM260 28H261V26H260V24L258 25ZM257 26V27H258ZM34 27V26H33ZM32 27V28H33ZM59 27H60V25H59ZM62 27V26H61ZM60 27V28H61ZM66 27V26H65ZM73 27H76V26H73ZM103 27V26H102ZM122 27H124L123 26V24H122ZM142 27V26H141ZM147 26H145V28H146ZM157 27V28H158ZM178 27V26H177ZM181 27V26H180ZM197 27H199V26H197ZM214 27V26H213ZM217 27H219V26H217ZM229 27V26H228ZM234 27V26H233ZM242 27H240V29H243ZM263 27V26H262ZM1 28H2V25H1ZM17 28H18V26H17ZM30 28V27H29ZM36 28V27H35ZM39 28V27H38ZM41 28V27H40ZM43 28V27H42ZM55 28V30L57 29L56 27H54ZM72 28V27H71ZM121 28V27H120ZM130 28H132V27H130ZM137 28V27H136ZM163 28H165V27H163ZM176 28V27H175ZM215 28V27H214ZM226 28V27H225ZM225 28H224V30H225ZM3 29V28H2ZM21 29H22V27H21ZM25 29V28H24ZM51 29V28H50ZM68 29V28H67ZM89 29V28H88ZM90 29H92V24H91V27H90ZM134 29V28H133ZM187 29V28H186ZM188 29H189V27H188ZM217 29H219V28H217ZM217 29H215V30H217ZM220 29H221V26H220ZM234 29V28H233ZM262 29V28H261ZM261 29H259L260 31H261ZM5 30V31H6ZM23 30V29H22ZM36 30V29H35ZM53 30V29H52ZM63 30H64V28H63ZM69 30V29H68ZM74 30V29H73ZM79 30V29H78ZM84 30V29H83ZM82 30V31H83ZM95 30V29H94ZM96 30H98V29H96ZM116 30H118V29H116ZM116 30H115V32H116ZM123 30V29H122ZM128 30H129V28H128ZM141 30V29H140ZM146 30V29H145ZM159 30V29H158ZM164 30V29H163ZM168 30V29H167ZM214 30V31H215ZM236 30V29H235ZM251 30H254V29H251ZM251 30H250V32H251ZM19 31V32H18ZM26 31V30H25ZM46 31H47V29H46ZM62 31V30H61ZM103 31V30H102ZM109 31V30H108ZM113 32H114V29L112 30ZM138 31V30H137ZM160 31V30H159ZM159 31H158V33H159ZM169 32L171 31V30H168ZM167 31V32H168ZM172 31H174V30H172ZM177 30H175V32H176ZM188 31H190V30H188ZM192 31V30H191ZM196 31H197V29H196ZM218 31V30H217ZM220 31V30H219ZM226 31H227V29H226ZM238 31V30H237ZM247 31V30H246ZM255 31V30H254ZM3 32H4V29H3ZM28 32V31H27ZM27 32H23V33H27ZM38 32H40V31H38ZM48 32V31H47ZM91 32H94V31H90V32H88V35H87V33H84L83 32V36L79 39V37H78V41L80 40L81 41V44H82V46H81V50L80 51H78V53H74L75 55L76 54H78L79 56H81V58H84V59H82V60H94L95 61V59H96V57H97V61H98V58H99V54H98V56H97V53L100 51L99 50V47L98 46H96L97 44L94 42V41H92L91 40V38H90V34H92ZM118 32V31H117ZM121 32V31H120ZM139 32V31H138ZM144 32V31H143ZM155 32V31H154ZM157 32V31H156ZM216 32V31H215ZM22 33V32H21ZM22 33V35L23 36H25L24 34ZM29 33V32H28ZM35 33H36V31H35ZM46 33V32H45ZM49 33V32H48ZM47 33V34H48ZM57 33V32H56ZM64 33V32H63ZM78 33H80V34H82V32H78ZM90 33V34H89ZM100 33V32H99ZM106 33V32H105ZM119 33V32H118ZM117 33V34H118ZM124 33H125V31H124ZM135 33V32H134ZM148 33V32H147ZM157 33V34H158ZM164 33V32H163ZM166 33V32H165ZM191 33V32H190ZM189 33V34H190ZM227 33H229V32H227ZM235 33V32H234ZM238 33V32H237ZM236 33V34H237ZM244 33V32H243ZM242 33V34H243ZM248 33V32H247ZM251 33H253V32H251ZM256 33V32H255ZM264 33V32H263ZM1 34V33H0ZM30 34V33H29ZM34 34V33H33ZM53 34H55V32L53 33ZM74 34H76V33H74ZM102 34V33H101ZM109 34V33H108ZM135 34H137V33H135ZM161 34H162V32H161ZM170 34V33H169ZM258 34V33H257ZM260 34H262V33H260ZM3 35V34H2ZM2 35H0V36H2ZM36 35H37V33H36ZM40 35V33H38V36ZM57 36H58V33L56 34ZM64 35V34H63ZM62 35V36H63ZM90 35V36H89ZM130 35V34H129ZM133 35V34H132ZM150 35V34H149ZM178 35V34H177ZM176 35V36H177ZM228 35V34H227ZM240 35V34H239ZM249 35V34H248ZM29 36V35H28ZM27 36V37H28ZM30 36H32L31 34H30ZM41 36V35H40ZM52 36V35H51ZM60 36V35H59ZM58 36V37H59ZM68 36V35H67ZM78 36V35H77ZM80 36V35H79ZM118 36H119V34H118ZM162 36V35H161ZM160 36V37H161ZM173 36V35H172ZM180 36H182V35H180ZM232 36V35H231ZM231 36H229V37H231ZM243 36V35H242ZM250 36H256V34H254V35H250ZM259 36V35H258ZM53 37H55V36H53ZM92 37V36H91ZM142 37V36H141ZM156 37V36H155ZM159 37V38H160ZM165 37V36H164ZM171 37V36H170ZM169 37V38H170ZM175 37V36H174ZM173 37V38H174ZM185 37V36H184ZM194 37V36H193ZM233 37V36H232ZM235 37V36H234ZM236 37H238V36H236ZM257 37V36H256ZM264 37V36H263ZM24 38V37H23ZM34 38V37H33ZM150 38H152L151 36H150ZM157 38H158V36H157ZM172 38V37H171ZM177 38V37H176ZM190 38H191V36H190ZM221 38V37H220ZM223 38V37H222ZM221 38V39H222ZM239 38V37H238ZM243 38H245V37H243ZM248 38H250V37H248ZM252 38V37H251ZM261 38V37H260ZM28 39V38H27ZM30 39V38H29ZM50 39H52L51 37H50ZM49 39V40H50ZM61 39H62V37H61ZM105 39V38H104ZM103 39V40H104ZM107 39V38H106ZM149 39V38H148ZM161 39H162V37H161ZM160 39V40H161ZM175 39V38H174ZM192 39V38H191ZM210 39V38H209ZM228 39V38H227ZM226 39V40H227ZM230 39V38H229ZM233 39H235V38H233ZM254 39V38H253ZM253 39H252V41H253ZM258 39H259V37H258ZM31 40V39H30ZM48 40V39H47ZM48 40V41H49ZM58 40V39H57ZM74 40H75V38H74ZM73 40V41H74ZM100 40H101V38H100ZM113 40H115V39H113ZM133 40L135 41V39L133 38ZM141 40V39H140ZM173 40V39H172ZM182 40V39H181ZM185 40V39H184ZM196 40H198V39H196ZM196 40H195V42H196ZM213 40V39H212ZM230 40H232V38L230 39ZM244 40V39H243ZM251 40V39H250ZM7 41V42H8ZM20 41V40H19ZM22 41V40H21ZM36 40H34V42H35ZM51 41V40H50ZM49 41V42H50ZM54 41H56V39H54ZM63 41V40H62ZM67 41V40H66ZM130 40H128V42H129ZM146 41V40H145ZM157 41V40H156ZM155 41V43H156V45H158L157 43L158 42H156ZM162 41V40H161ZM176 41V40H175ZM189 41V40H188ZM191 41V40H190ZM215 40H213L212 42H214ZM219 41V40H218ZM221 41V40H220ZM257 41V42H256ZM256 43H258V40L256 39ZM6 42V41H5ZM33 42V40L31 41V43ZM48 42V43H49ZM58 42V41H57ZM101 42V41H100ZM132 42V41H131ZM143 42V41H142ZM147 42V41H146ZM151 42V41H150ZM154 42V41H153ZM180 42V41H179ZM205 43L207 42L206 40L204 41ZM217 42V41H216ZM231 42V41H230ZM235 42H237V41H235ZM254 42V41H253ZM22 43H25L24 42V40H23V42ZM27 43V42H26ZM30 43V42H29ZM44 41H43V39L42 38H38L37 37V42L34 44V49H37L38 48V50H39V52L41 51L42 52V48H44L43 46H44ZM55 43V42H54ZM53 43V44H54ZM74 43V42H73ZM77 43V42H76ZM95 43V44H94ZM106 43V42H105ZM112 43V42H111ZM133 43V42H132ZM137 43H138V41H137ZM147 43H149V40H148V42ZM147 43H146V45H147ZM152 43V42H151ZM175 43V42H174ZM181 43V42H180ZM184 43V42H183ZM191 43H192V41H191ZM200 43V42H199ZM208 43H209V41H208ZM207 43V44H208ZM219 43V42H218ZM234 43V42H233ZM19 44V43H18ZM20 44H21V42H20ZM46 44V43H45ZM58 44V43H57ZM63 44V43H62ZM61 44V45H62ZM80 44V42L78 43V45ZM80 44V45H81ZM102 44V43H101ZM114 44H116V43H114ZM128 44V43H127ZM139 44H142V43H139ZM173 44V43H172ZM185 44V43H184ZM198 44V43H197ZM222 44V43H221ZM226 44V43H225ZM229 44H232V42L231 43H229ZM259 44V43H258ZM9 45V44H8ZM32 45V44H31ZM59 46H61L60 44H58ZM65 44H63V46H64ZM99 45V44H98ZM145 44L143 43V46H144ZM154 45V44H153ZM160 45V44H159ZM162 45H163V43H162ZM200 45H202V44H200ZM211 45V44H210ZM210 45H209V47H210ZM214 45V44H213ZM215 45H217V44H215ZM253 45V44H252ZM254 45H255V43H254ZM257 45V44H256ZM261 45H264L263 43L261 44ZM260 45V47L262 48V52L264 51L263 50V48L264 47H262ZM3 46V45H2ZM7 46V45H6ZM17 47H18V45H16ZM28 46V45H27ZM46 46H47V44H46ZM58 46V47H59ZM63 46H61V47H63ZM105 46V45H104ZM110 46V45H109ZM113 46V45H112ZM155 46V45H154ZM161 46V45H160ZM173 46H174V44H173ZM172 45H171V47H173ZM180 46V45H179ZM185 46V45H184ZM189 46V45H188ZM193 46V45H192ZM196 46V45H195ZM198 46V45H197ZM203 46V45H202ZM206 46V45H205ZM204 46V47H205ZM220 46V45H219ZM238 46V45H237ZM246 46V45H245ZM244 46V47H245ZM247 46H249V44H247ZM246 46V47H247ZM1 47V46H0ZM5 46H3V48H4ZM12 47V46H11ZM10 47V48H11ZM53 47H55V46H53ZM61 47H59V48H61ZM82 47H83V49H82ZM98 47V48H97ZM111 47V46H110ZM113 47H116V45H114ZM137 47H139V46H137ZM230 47V46H229ZM228 47V48H229ZM239 47H241V46H239ZM243 47V46H242ZM254 47V46H253ZM258 47V46H257ZM256 47V48H257ZM259 47V49H260V52H261V48ZM6 48V47H5ZM9 48V49H10ZM13 48H15V49H17L16 47H14L13 46ZM32 48V47H31ZM73 48V47H72ZM71 48V49H72ZM107 48V47H106ZM106 48H100V49H103V50H105ZM109 48V47H108ZM141 49V51L139 52L140 53V56H139V54H138V56H136V57H134L133 55H132V53H133V49H130L131 51H132V53H131V57L133 56L134 58L133 59H131V57L129 56L130 55V53H128V57H130V59L131 60H127V61H129L130 62V69H131V73L133 72V73H136L137 74V76L139 75V74H145V75H148L149 77H151V78H153V76L152 75H154V73L153 72H155V71H153L152 69H154V68H157V70L159 71H156L157 73H159L158 75H154V76H159L158 77V80H157V77H156V79H155V77H154V79H155V81L157 82V83H160V85H159V87H163L167 92H164V90H162L161 88H159L158 87V84L156 83V82H154V79H152V81H153V84L154 83H156L155 85L159 88L158 89V91L161 89L162 91H163V93L164 94H167L168 96H167V100L169 101V103H170V101H171V105H174L175 107H177V109L176 108H173V110H175L176 109V116L177 117H179L181 120H182V122H183V124H180L179 125V127L178 126H176L175 124V128L173 129V133H175L177 136H178V139H179V146L183 149V150H185L186 152H189V154H193V155H198V157L199 156H201V158L203 157V160L205 161L208 157H209V155H210V153H209V149H210V147H209V139H208V136L209 135H207V131H206V128H204L201 124V122L199 121L200 119L202 120V118L204 119L205 118V113H204V111H200L198 108H200L201 110H202V106H204V104H205V106H208L206 103L207 102H205V100H203L202 99V97H201V92H198L200 89L199 88H202V87H199L198 86V89L199 90H197L195 87H193V85L192 84H190V80H189V77L191 76H189L188 75V73L187 72H185L184 70H183V68H182V70L184 71V72H182V70H180L179 71V69L181 68V66H180V68L177 66V67H175V66H172L170 63H167V62H165V61H163V57L162 56H159L157 53H155L153 50H151L150 49V47H146V46H144V47H140ZM180 48V47H179ZM178 48V49H179ZM183 48V47H182ZM188 48V47H187ZM192 48V47H191ZM197 48V47H196ZM199 48V47H198ZM202 48V47H201ZM207 48V47H206ZM222 48V47H221ZM224 48L225 47H223V50H224ZM227 48V49H228ZM231 48V47H230ZM233 48V47H232ZM235 48H237V47H235ZM235 48H233V49H235ZM255 48V47H254ZM19 49V48H18ZM22 49H24V48H22ZM56 49V48H55ZM110 49V48H109ZM118 49V48H117ZM128 49V48H127ZM135 49V48H134ZM137 49V48H136ZM154 49H156V48H154ZM162 49V48H161ZM169 48H165L164 50H168ZM176 49V48H175ZM183 49H185V48H183ZM207 49H212L211 47L210 48H207ZM249 49H251L250 47H249ZM1 50H3V49H1ZM29 50V49H28ZM31 50H33V49H31ZM45 50H46V48H45ZM47 50H48V48H47ZM46 50V51H47ZM53 50H54V48H53ZM67 50H68V48H67ZM99 50V51H98ZM120 50V49H119ZM129 50V51H130ZM163 50V49H162ZM170 50V49H169ZM186 50V49H185ZM193 50V49H192ZM202 50V49H201ZM204 50H205V48H204ZM215 50V49H214ZM220 49H218V51H219ZM222 50V49H221ZM220 50V51H221ZM238 50V49H237ZM244 50V49H243ZM24 51V50H23ZM22 51V52H23ZM37 51V50H36ZM64 51H66V50H64ZM106 51V50H105ZM104 51V52H105ZM110 51H112L111 49H110ZM114 51H115V49H114ZM130 51V52H131ZM176 51V50H175ZM174 50L172 51V52H175ZM178 51V50H177ZM180 51V50H179ZM187 51V50H186ZM207 51V50H206ZM217 51V52H218ZM220 51L218 52L219 53V55L221 54L220 53ZM234 51V50H233ZM246 51V50H245ZM248 51V50H247ZM253 52L255 51V50H252ZM258 51V50H257ZM4 52V51H3ZM2 52V53H3ZM14 52V51H13ZM30 52V51H29ZM49 52V51H48ZM76 52V51H75ZM106 52H108V51H106ZM117 52V53H116ZM116 56H117V54L119 55V54H121V53H119V51L118 50H116ZM125 52H126V50H125ZM127 52H128V50H127ZM165 52V51H164ZM189 52V51H188ZM194 52V51H193ZM212 52V51H211ZM216 52V51H215ZM223 52V51H222ZM225 52H227L228 53V51H225ZM232 52V51H231ZM230 52V53H231ZM236 52V51H235ZM240 52H242V51H240ZM252 52V53H253ZM1 53V52H0ZM7 53V52H6ZM16 53V52H15ZM14 53V54H15ZM33 53V52H32ZM31 53V54H32ZM61 53V52H60ZM59 53V54H60ZM102 53V52H101ZM176 53V52H175ZM174 53V54H175ZM192 53V52H191ZM196 53V52H195ZM198 53V52H197ZM207 53V52H206ZM234 53V52H233ZM237 53V52H236ZM245 53V52H244ZM244 53L242 52V54L244 55ZM248 54H250L249 52H247ZM252 53H251V55H250V57L251 56H253L252 55ZM258 53V52H257ZM264 53V52H263ZM5 54V53H4ZM21 54V53H20ZM23 54H25V53H23ZM34 54H35V52H34ZM37 54H39V53H37ZM41 54V53H40ZM46 54V53H45ZM62 54V53H61ZM60 54V55H61ZM65 54V53H64ZM73 54V53H72ZM109 54V53H108ZM111 54H113L112 52H111ZM177 54V53H176ZM179 54V53H178ZM185 54H187V53H185ZM200 54V53H199ZM202 54H204V53H202ZM208 54H209V52H208ZM223 54V53H222ZM254 54H256V51H255V53ZM42 55V54H41ZM47 55V54H46ZM54 55V54H53ZM59 55V56H60ZM69 55V54H68ZM126 55V54H125ZM136 55V54H135ZM162 55V54H161ZM164 55V54H163ZM182 55H184V54H182ZM189 55H190V53H189ZM192 55H193V53H192ZM205 55V54H204ZM210 55V54H209ZM214 55H216L217 56V54L215 53ZM227 55V54H226ZM228 55H229V53H228ZM233 55H235V56H237L235 53L233 54ZM240 55V54H239ZM238 55V56H239ZM242 55V56H243ZM258 55V54H257ZM261 55H263L262 53H261ZM260 55V56H261ZM4 56V55H3ZM7 56H8V54H7ZM24 56V55H23ZM28 56V55H27ZM26 56V57H27ZM40 56V55H39ZM43 56H45V55H43ZM48 56V55H47ZM50 56H51V54H50ZM55 56V55H54ZM53 56V57H54ZM58 56V57H59ZM64 56V55H63ZM66 56V55H65ZM73 56V55H72ZM77 56V55H76ZM79 56L77 57V58H79ZM113 56H115L114 54H113ZM145 56V57H144ZM200 56V55H199ZM221 56V55H220ZM235 56H231V57H235ZM246 56V55H245ZM260 56H258V57H260ZM264 56V55H263ZM9 57H11V56H9ZM17 57V56H16ZM31 57V56H30ZM41 57V56H40ZM52 57V58H53ZM67 57V56H66ZM120 57V56H119ZM160 57H162L161 59H160ZM166 57H168V56H166ZM184 57V56H183ZM194 57V56H193ZM208 57H211V56H208ZM218 57V56H217ZM223 57V56H222ZM226 57V56H225ZM247 57V56H246ZM245 57V58H246ZM257 57V56H256ZM1 58V57H0ZM5 58V57H4ZM25 58V57H24ZM44 58V57H43ZM49 58V57H48ZM48 58H46V59H48ZM61 58V57H60ZM81 58H80V60H81ZM114 58H116V57H114ZM190 58V57H189ZM197 58V57H196ZM200 58V57H199ZM205 58H206V56H205ZM239 58V57H238ZM244 58V59H245ZM18 59V58H17ZM16 59V60H17ZM26 59H28V58H25V61H26ZM76 59V58H75ZM106 59V58H105ZM104 59V60H105ZM118 59V58H117ZM116 59V60H117ZM121 59V58H120ZM127 59V58H126ZM129 59V58H128ZM169 59H170V57H169ZM172 59V58H171ZM191 59V58H190ZM193 59V58H192ZM247 59V58H246ZM258 59V58H257ZM0 60H2V59H0ZM10 60V59H9ZM15 60V61H16ZM34 60V59H33ZM32 60V61H33ZM38 60V59H37ZM50 60V59H49ZM54 60V59H53ZM63 61H64V59H62ZM69 60V59H68ZM145 60V61H144ZM177 60V59H176ZM179 60V59H178ZM177 60V61H178ZM185 60V59H184ZM187 60V59H186ZM201 60H203V59H201ZM209 60V59H208ZM218 60H219V58H218ZM230 60V59H229ZM236 60V59H235ZM239 60V59H238ZM237 60V61H238ZM242 61H243V59H241ZM250 60H252V59H250ZM250 60H249V62H250ZM261 60V59H260ZM3 61V60H2ZM28 61V60H27ZM29 61H30V59H29ZM35 61V60H34ZM33 61V62H34ZM43 61V60H42ZM51 62H52V59L50 60ZM49 61V62H50ZM59 61V60H58ZM86 61V62H87ZM100 61L102 62V60H101V58H100ZM107 61H110V60H107ZM107 61H105V62H107ZM170 61V60H169ZM181 61V60H180ZM189 61V60H188ZM193 61H194V59H193ZM192 61V62H193ZM197 61H198V59H197ZM225 61V60H224ZM241 61V62H242ZM253 61H255V60H253ZM259 61V60H258ZM5 62V61H4ZM17 62V61H16ZM19 62V61H18ZM20 62H23V61H20ZM37 62V61H36ZM72 62V61H71ZM85 62V63H86ZM96 62V61H95ZM100 62V63H101ZM111 62H113V61H111ZM123 62V61H122ZM145 62H148V63H145ZM212 62V61H211ZM215 62V61H214ZM239 62V61H238ZM237 62V63H238ZM2 63V62H1ZM6 63V62H5ZM64 63H67V61L66 62H64ZM75 63V62H74ZM82 63V62H81ZM98 63V62H97ZM178 64H179V62H177ZM176 63V64H177ZM196 63V62H195ZM202 63V62H201ZM213 63V62H212ZM221 63V62H220ZM222 63H223V61H222ZM226 62H224L223 64L226 66V65H228V64H225ZM228 63V62H227ZM235 63V62H234ZM233 63V64H234ZM248 63V62H247ZM258 63H260V62H258ZM257 63V64H258ZM10 64V63H9ZM22 64V63H21ZM36 64V63H35ZM35 64H33V65H35ZM47 64V63H46ZM51 64H53V63H51ZM50 64V65H51ZM94 64V63H93ZM123 64V63H122ZM129 64V63H128ZM173 64V63H172ZM187 64V63H186ZM199 64V63H198ZM232 64V63H231ZM252 64V65H251ZM255 65V67H257L258 65ZM262 64V63H261ZM263 64H264V61H263ZM1 66L3 65V63L2 64H0ZM37 65V64H36ZM42 65H44V64H42ZM49 65V64H48ZM63 65H65V64H63ZM77 64H75V66H76ZM79 65V64H78ZM82 65H84V64H82ZM104 65V64H103ZM106 65V64H105ZM115 65V64H114ZM120 64H118V66H119ZM180 65H183V63L182 64H180ZM189 65V64H188ZM193 65V64H192ZM192 65H190V67L192 66ZM196 65V64H195ZM204 65V64H203ZM215 65H216V63H215ZM246 65V64H245ZM24 66H26L25 64H24ZM23 66V67H24ZM28 66V65H27ZM40 66V65H39ZM38 66V67H39ZM61 66V65H60ZM70 66H71V64H70ZM85 66V65H84ZM84 66H82V67H84ZM100 66V65H99ZM121 66V65H120ZM151 66H153L152 67V69H150V67ZM213 66V65H212ZM231 66V65H230ZM229 66V67H230ZM247 66V65H246ZM249 66V67H248ZM248 66H247V69H245V70H248V68H250V66L252 67L253 66V62L251 63H249L248 64ZM19 67V66H18ZM44 67H45V65H44ZM47 67V66H46ZM45 67V68H46ZM53 67V66H52ZM68 67V66H67ZM85 67H87V66H85ZM101 67V66H100ZM117 67V66H116ZM122 67V66H121ZM209 67V66H208ZM217 67H220V65L219 66H217ZM233 67V66H232ZM235 67V66H234ZM238 67H239V65H238ZM240 67H241V65H240ZM245 67V66H244ZM254 67V66H253ZM252 67V68H253ZM261 66H259V68H260ZM4 68V67H3ZM9 68V67H8ZM30 68V67H29ZM54 68V67H53ZM60 68V67H59ZM58 68V69H59ZM75 68V67H74ZM103 68V67H102ZM110 68H112L111 66H110ZM177 68H178V70H177ZM204 68V67H203ZM223 68V67H222ZM225 68V67H224ZM227 68V67H226ZM48 69V68H47ZM60 69H62V68H60ZM72 70H73V68H71ZM85 68H83V70H84ZM105 69H107V68H105ZM129 69V68H128ZM129 69V70H130ZM189 69V68H188ZM196 69V68H195ZM209 69H211V68H209ZM216 69V68H215ZM228 69V68H227ZM5 70V69H4ZM9 70V69H8ZM54 70V69H53ZM70 70V69H69ZM79 70V69H78ZM88 70V69H87ZM92 70H93V67H92ZM96 70V69H95ZM119 70V69H118ZM129 70H127V71H129ZM155 70V69H154ZM186 70H187V68H186ZM190 70V69H189ZM188 70V71H189ZM233 70V69H232ZM237 70V69H236ZM245 70H244V73H245ZM252 70H254V68L252 69ZM260 71H261V69H259ZM6 71V70H5ZM18 71V70H17ZM40 70H36L35 68L34 69H32V71H30L32 74H33V77H31V78H29V79H27V78H25V77H23L24 79H26V81H25V85H22V87L24 86L25 87V89L27 90V93L26 94H24L25 96H27V101H28V95L30 94L31 95V98H32V100H36L37 98L36 97H38L39 95L38 94H40V93H42L43 91H44V87L42 88L41 86H40V84L39 83H42L43 85H45L46 83L48 84L49 83V81L48 80H51V79H53L54 80V78H52L55 74L52 72V69H51V71H49V72H47L48 74L49 73H53V76H52V74L50 75V76H48L49 77V79L47 78V75H43V72L41 71V73H42V75L43 76H40L39 74H40V72H39ZM59 71V70H58ZM76 71V70H75ZM80 71V70H79ZM91 71V70H90ZM204 71V70H203ZM212 71H214V69L212 70ZM220 71V70H219ZM238 71H240V70H238ZM243 71V70H242ZM259 71V72H260ZM7 72V71H6ZM10 72V71H9ZM12 72H13V70H12ZM11 72V73H12ZM62 72V71H61ZM85 72H87L86 71V69H85ZM92 72V71H91ZM123 72V71H122ZM121 72V73H122ZM125 73H126V71H124ZM194 72V71H193ZM215 72V71H214ZM226 72V71H225ZM232 72V71H231ZM241 72V71H240ZM250 72V71H249ZM252 72V71H251ZM254 72V71H253ZM258 72V71H257ZM256 72V75L258 74ZM5 73V72H4ZM78 73H80V72H78ZM124 73V74H125ZM139 73V74H138ZM199 73H200V71H199ZM221 73V72H220ZM219 73V74H220ZM228 73V72H227ZM237 73V72H236ZM242 73V72H241ZM262 73V72H261ZM264 73V72H263ZM2 73H0V75H1ZM8 74H10V73H8ZM14 74V73H13ZM62 74V73H61ZM77 74V73H76ZM86 74V73H85ZM84 74V75H85ZM89 74H91L90 72H89ZM123 74V73H122ZM123 74V75H124ZM189 74H190V72H189ZM200 74H202V73H200ZM222 74V73H221ZM232 73H230V75H231ZM254 73H252V75H253ZM6 75V74H5ZM18 75V74H17ZM23 75H25V74H23ZM39 75V77H37ZM58 75H60V74H56V77L58 76ZM71 75V74H70ZM69 75V76H70ZM126 75L128 76L129 74H125V78H126ZM144 75V76H145ZM193 75V74H192ZM208 75H209V73H208ZM211 75V74H210ZM209 75V76H210ZM217 76H219L218 74H216ZM215 74H214V76H216ZM237 75V77H238V74H236ZM245 75H247L246 73H245ZM260 75H262V74H260ZM20 76V75H19ZM19 76H18V78H19ZM65 76H66V73H65ZM81 76V75H80ZM80 76H78V77H80ZM131 76V75H130ZM134 76V75H133ZM189 76V77H188ZM195 76V75H194ZM198 76H199V74H198ZM213 76V77H214ZM216 76V77H217ZM226 76H227V74H226ZM253 76H255V75H253ZM258 77H259V75H257ZM3 77V76H2ZM21 77H22V74H21V76H20V79H21ZM55 77V76H54ZM55 77V78H56ZM60 77V76H59ZM59 77H57V79L59 78ZM91 77V76H90ZM117 77H120V76H117ZM132 77V76H131ZM135 77V76H134ZM139 77V76H138ZM141 77V76H140ZM200 77V76H199ZM199 77H197L196 76V78H199ZM205 77H208V76H205ZM215 77V79L217 80V78ZM221 77H222V75H221ZM232 77V76H231ZM234 78H235V76H233ZM249 77V76H248ZM263 77V76H262ZM9 80H8V82H11L12 81V79L13 78H10V77H7ZM6 78V79H7ZM60 78H63V77H60ZM75 78V77H74ZM122 78V77H121ZM124 78V77H123ZM192 78V77H191ZM195 78V79H196ZM201 78V77H200ZM202 78H204V77H202ZM225 78V77H224ZM228 78V77H227ZM226 78V79H227ZM233 78V80H236V79H234ZM251 78V77H250ZM1 79V78H0ZM37 79H40V82L38 83L37 81ZM56 79V80H57ZM71 79H73L72 77H71ZM76 79V78H75ZM120 79V78H119ZM141 79H144V78H141ZM141 79H140V81L139 82H137V83H141V82H143V81H141ZM150 79V78H149ZM206 79V78H205ZM214 79V80H215ZM223 79V77L221 78V80ZM259 79V78H258ZM257 79V81H259ZM16 80V79H15ZM17 80H19V79H17ZM77 80V79H76ZM79 80V79H78ZM126 80V79H125ZM136 80V79H135ZM135 80H133V81H135ZM196 80H198V79H196ZM207 80V79H206ZM209 80V79H208ZM207 80V81H208ZM219 80V79H218ZM225 80V79H224ZM229 81H232L231 79H228ZM228 80H226L227 82H229ZM253 80V79H252ZM5 81V80H4ZM7 81V80H6ZM58 81H60V80H58ZM58 81H57V83H58ZM123 81H124V79H123ZM200 81V80H199ZM211 81V80H210ZM237 81V80H236ZM246 81H247V79H246ZM261 81H262V79H261ZM8 82H6V84L8 83ZM50 82H52V81H50ZM62 82V83H61ZM60 83H61V85L63 84V81H61ZM65 82V81H64ZM75 82V81H74ZM148 82V81H147ZM192 82V81H191ZM212 82V81H211ZM221 82H225V81H221ZM233 82V81H232ZM240 82H242V81H240ZM244 82V81H243ZM248 82V81H247ZM250 82H251V79H250ZM254 82V81H253ZM252 82V83H253ZM20 83V82H19ZM21 83H22V81H21ZM20 83V84H21ZM54 83H56V82H54ZM131 83V82H130ZM144 83H146V82H144ZM144 83H142V84H144ZM207 82H205L204 84H206ZM215 83V82H214ZM234 83V82H233ZM238 83V82H237ZM246 83V82H245ZM262 83V82H261ZM5 84V85H6ZM10 84L11 83H9V84H7L8 86H10ZM46 84V85H47ZM64 84H67V82H65ZM64 84L62 85L63 87H64ZM127 84V83H126ZM133 84V83H132ZM152 84V83H151ZM194 84H196L195 83V80H194ZM211 84V83H210ZM216 84V83H215ZM218 84H221L220 83V80H219V82H218ZM236 84V83H235ZM5 85H4V87H5ZM13 85V84H12ZM45 85V86H46ZM122 85V84H121ZM131 85V84H130ZM134 85V84H133ZM148 85V84H147ZM146 85V86H147ZM155 85H153V86H155ZM201 85V84H200ZM214 85V84H213ZM224 85V84H223ZM226 85V84H225ZM230 85V84H229ZM244 85V84H243ZM249 85V84H248ZM257 85V84H256ZM260 85V84H259ZM13 86H15V85H13ZM18 86H19V84H18ZM61 86V87H62ZM67 86V85H66ZM124 86H125V84H124ZM126 86H128V85H126ZM212 86V85H211ZM219 86V88H220V85H218ZM222 86V85H221ZM231 87L233 86V85H230ZM234 86H236V85H234ZM250 86L251 87H253L252 86V84H250ZM255 86V85H254ZM261 86V85H260ZM259 86V87H260ZM23 87V88H24ZM47 87V89H49L48 88V86H46ZM61 87H60V89H61ZM62 87V88H63ZM80 87V86H79ZM130 87V86H129ZM197 87V86H196ZM206 87V86H205ZM207 87H209V86H207ZM213 87V86H212ZM211 87V88H212ZM229 87V86H228ZM262 87H263V85H262ZM261 87V88H262ZM7 88V87H6ZM67 89H68V87H66ZM70 88V87H69ZM75 88V87H74ZM144 88H145V85H144ZM148 88H150V86L148 87ZM210 88V87H209ZM217 88V87H216ZM234 88V87H233ZM238 88H240V87H238ZM244 88H246V87H244ZM248 88V87H247ZM250 88V87H249ZM22 89V88H21ZM47 89H45V90H47ZM63 89H65V88H63ZM67 89H65V91H69V90H67ZM76 89V88H75ZM78 89H80V88H78ZM82 89V88H81ZM84 89V88H83ZM154 89V88H153ZM203 89V88H202ZM223 89V88H222ZM225 89H226V86H225ZM232 89V88H231ZM17 90V89H16ZM50 90V89H49ZM62 90V89H61ZM60 90V91H61ZM74 90V89H73ZM152 90V89H151ZM155 90V89H154ZM208 90V89H207ZM214 90V89H213ZM221 90V89H220ZM229 90V89H228ZM232 90H234V89H232ZM235 90H237V89H235ZM10 91V90H9ZM9 91L8 92H5V93H8V95H9ZM14 92H15V87H14V90H13ZM54 92H56L55 90H53ZM58 91H59V88H58ZM63 91V90H62ZM83 91V90H82ZM132 91V90H131ZM201 91V90H200ZM211 91V90H210ZM231 91V90H230ZM245 91V90H244ZM251 91H252V89H251ZM253 91H254V88H253ZM260 91V90H259ZM26 92V91H25ZM24 92V93H25ZM54 92H50V93H54ZM64 92V91H63ZM62 92V93H63ZM79 92V91H78ZM84 92V91H83ZM88 92V91H87ZM86 92V93H87ZM156 92H157V90H156ZM205 93V95L204 96H206V91H204ZM215 92H217L216 91V89H215ZM227 92V91H226ZM225 92V93H226ZM229 92V91H228ZM232 92V91H231ZM249 92V91H248ZM255 92V91H254ZM21 93V92H20ZM58 93H60V92H58ZM73 93V92H72ZM85 93V92H84ZM90 93V92H89ZM146 93H148V92H146ZM150 93H153L154 94V91L152 92H150ZM159 94H162V92L160 93V91L158 92ZM211 93V92H210ZM225 93H223V95L225 94ZM235 93H238V91L237 92H235ZM240 93V92H239ZM238 93V94H239ZM247 93V92H246ZM250 93V92H249ZM256 93V92H255ZM261 93V92H260ZM263 93V92H262ZM23 94V93H22ZM56 94V93H55ZM61 94V93H60ZM67 94V93H66ZM71 94V93H70ZM74 94V93H73ZM76 95H77V93H75ZM79 94V93H78ZM90 94H92V93H90ZM207 94H209V92L207 93ZM227 94V93H226ZM242 94V93H241ZM19 95V94H18ZM43 95V94H42ZM49 95H53V94H49ZM48 95V96H49ZM76 95H74V96H76ZM93 95V94H92ZM155 95V94H154ZM156 95H157V93H156ZM211 95H212V93H211ZM228 96H229V93L227 94ZM230 95H232V94H230ZM234 95V94H233ZM237 95V94H236ZM240 95V94H239ZM247 95V94H246ZM253 95H255L254 93H253ZM261 94H259V96H260ZM23 96V95H22ZM24 96V97H25ZM33 96H36L34 99H33ZM45 96V95H44ZM43 96V98H45ZM56 95H54V97H55ZM62 96V95H61ZM66 96H68V95H66ZM73 96V95H72ZM83 96H85V95H83ZM87 96H88V94H87ZM126 97H127V95H125ZM129 96V95H128ZM151 96V95H150ZM238 96V95H237ZM241 96V95H240ZM242 96H243V94H242ZM244 96H245V94H244ZM248 96V95H247ZM256 96H258V95H256ZM30 97V96H29ZM40 97V96H39ZM39 97H38V99H39ZM235 97V96H234ZM250 97H252V96H250ZM263 97V96H262ZM2 98V97H1ZM56 98V97H55ZM58 98V97H57ZM74 98H76V97H74ZM82 98V97H81ZM152 98V97H151ZM158 97L156 96V99H157ZM165 98H166V96H165ZM230 98V97H229ZM231 98H233V97H231ZM230 98V99H231ZM237 98V97H236ZM253 98V97H252ZM264 98V97H263ZM3 99H5V98H3ZM16 99V98H15ZM21 99V98H20ZM47 99V98H46ZM63 99V98H62ZM65 99V98H64ZM70 99H71V97H70ZM78 99V98H77ZM80 99V98H79ZM78 99V100H79ZM89 99V98H88ZM127 99V98H126ZM159 99V98H158ZM217 99V98H216ZM234 99V98H233ZM242 99V98H241ZM247 99H248V97H247ZM259 99H261V98H259ZM17 100H19V99H17ZM24 100V99H23ZM31 100V101H32ZM51 100V99H50ZM49 100V101H50ZM52 100H54V99H52ZM51 100V101H52ZM68 100H69V98H68ZM78 100H76L77 102L75 103V101L73 102V103H75L74 105H68L67 107H71L72 106V108H73V112H75L74 111V107L73 106H75L76 104H77V107L79 106L78 105ZM166 100V99H165ZM213 100V99H212ZM220 100V99H219ZM253 100V99H252ZM45 101V100H44ZM57 101V100H56ZM71 101V100H70ZM81 101V100H80ZM89 101H90V99H89ZM89 101H87L86 100V98L85 99H82V101L81 102H84L85 104H87ZM96 101V100H95ZM98 101V100H97ZM125 101V100H124ZM127 101V100H126ZM130 101V100H129ZM216 101V100H215ZM232 101V100H231ZM236 101V100H235ZM245 101V100H244ZM248 101V100H247ZM258 101V100H257ZM17 102V101H16ZM19 102H20V100H19ZM19 102H17L18 104H19ZM22 102V101H21ZM20 102V103H21ZM80 102V103H81ZM92 102H94V101H92ZM159 102H161V101H159ZM246 102V101H245ZM262 102H264V101H262ZM9 103V102H8ZM26 103V102H25ZM37 103H38V101H37ZM42 103V102H41ZM49 103V102H48ZM51 103V102H50ZM49 103V104H50ZM83 103V104H84ZM90 103V102H89ZM88 103V105L90 106L89 107V109L91 108L92 109V111H95L93 114L95 115V117H97L96 115L97 114H106L105 112H108V110H109V107L107 106H103V107H101V108H99V109H96L94 106L95 105H92V104H89ZM129 103V102H128ZM166 103V102H165ZM165 103H163V104H165ZM222 103V102H221ZM234 103V102H233ZM256 103V102H255ZM2 104V103H1ZM0 104V105H1ZM10 104H12V102L10 103ZM16 104V103H15ZM14 104V105H15ZM24 104V103H23ZM27 104V103H26ZM30 104H32V103H30ZM43 104V103H42ZM45 104V103H44ZM54 104V103H53ZM67 104V103H66ZM82 104V103H81ZM84 104V105H85ZM97 104V103H96ZM106 104V103H105ZM209 104V103H208ZM213 104V103H212ZM211 104V105H212ZM216 104V103H215ZM237 104H239V103H237ZM240 104H241V102H240ZM260 104H261V102H260ZM6 105V104H5ZM17 105V104H16ZM28 105V104H27ZM34 105V104H33ZM39 105V104H38ZM100 105V104H99ZM162 105V104H161ZM167 105V104H166ZM214 105V104H213ZM225 105H226V103H225ZM232 105H234V104H232ZM256 105V104H255ZM8 107H9V105H7ZM19 106V105H18ZM23 106V105H22ZM36 106V105H35ZM41 106V105H40ZM45 106H47V105H45ZM159 106V105H158ZM164 106V105H163ZM244 106V105H243ZM259 106H263V105H259ZM6 107V106H5ZM14 107H16V106H13V108ZM21 107V106H20ZM30 107V106H29ZM37 107H39V106H37ZM57 107V106H56ZM82 107H84V106H82ZM173 107V106H172ZM215 107V106H214ZM213 107V108H214ZM217 107V106H216ZM232 107V106H231ZM235 107V106H234ZM247 107V106H246ZM256 107V106H255ZM10 108V107H9ZM11 109V110H14V109ZM24 108H27V107H24ZM59 108V107H58ZM71 108V109H72ZM163 108V107H162ZM161 108V109H162ZM169 109H170V107H168ZM211 108V107H210ZM219 108V107H218ZM224 108V107H223ZM254 108V107H253ZM28 109V108H27ZM33 109V108H32ZM38 108H36V110H37ZM76 110H77V108H75ZM82 109V108H81ZM113 109H115V108H113ZM121 109V108H120ZM169 109H167L168 111H169ZM212 109V108H211ZM221 109V108H220ZM229 109V108H228ZM232 109V108H231ZM234 109V108H233ZM233 109H232V111H233ZM236 109H239V108H237V106H236ZM249 109V108H248ZM5 110V109H4ZM56 110H57V108H56ZM55 110V111H56ZM83 110V109H82ZM85 110H87V111H91V110H88V109H85ZM84 110V111H85ZM116 110V109H115ZM172 110V111H173ZM210 110V109H209ZM227 110V109H226ZM235 110V109H234ZM241 110H242V108H241ZM263 110H264V106H263ZM8 111H10V110H8ZM18 111H21V108L18 110ZM24 111H25V109H24ZM60 111H62V110H60ZM92 111L90 112V113H92ZM170 111H171V109H170ZM169 111V112H170ZM257 111H258V109H257ZM22 112H23V110H22ZM32 112H34V110L32 111ZM31 112V113H32ZM53 112V111H52ZM167 112V111H166ZM219 112V111H218ZM223 112H225L224 111V109H223ZM227 112H228V110H227ZM242 112H243V110H242ZM19 112H17V114H18ZM55 114H57L56 112H54ZM64 112H62V114H63ZM66 113V112H65ZM67 113H69V111H67ZM81 114L83 113L82 111L80 112ZM118 113V112H117ZM121 113V112H120ZM161 113V112H160ZM160 113H159V115H160ZM173 113V112H172ZM231 113V112H230ZM246 113V111L244 112V114ZM254 113V112H253ZM259 113H260V111H259ZM263 113H264V111H263ZM1 115H2V112L0 113ZM6 114V113H5ZM5 114H3V115H5ZM22 114V113H21ZM36 114V113H35ZM34 114V115H35ZM42 114V113H41ZM44 114H46V113H44ZM60 116H61V114L60 113H58ZM75 114V113H74ZM108 114V113H107ZM169 114H171V112L169 113ZM207 114V113H206ZM241 114V113H240ZM249 114V113H248ZM32 115V114H31ZM65 115V114H64ZM73 115V114H72ZM110 115V114H109ZM121 115V114H120ZM122 115H123V113H122ZM126 115V114H125ZM124 115V116H125ZM137 115V114H136ZM164 115H165V113H164ZM219 115V114H218ZM223 115V114H222ZM222 115L221 116H219V117H222ZM225 115V114H224ZM257 115H258V113H257ZM6 116V115H5ZM20 116V115H19ZM48 116H50V115H48ZM57 116V115H56ZM59 116V117H60ZM66 116V115H65ZM75 116V115H74ZM81 116H84L83 114L81 115ZM128 116V115H127ZM126 116V117H127ZM132 116V115H131ZM166 116V115H165ZM231 116V115H230ZM250 116H252V115H250ZM254 116V115H253ZM252 116V117H253ZM2 117V116H1ZM15 117V116H14ZM51 117V116H50ZM54 117V116H53ZM62 117H63V115H62ZM61 117V118H62ZM68 117V116H67ZM98 117H100V115L98 116ZM102 117V116H101ZM107 117H108V115H107ZM160 117V116H159ZM210 117V116H209ZM212 117V116H211ZM210 117V118H211ZM239 117V116H238ZM259 117H260V115H259ZM258 117V118H259ZM262 117H264V116H262ZM19 118H21V117H19ZM38 118V117H37ZM133 118V117H132ZM139 118H140V116H139ZM214 118V117H213ZM212 118V119H213ZM236 118V117H235ZM234 118V119H235ZM243 118V117H242ZM256 118V117H255ZM10 119V118H9ZM49 119V118H48ZM57 119H59L58 117H57ZM64 119V118H63ZM63 119H62V121H63ZM73 119V118H72ZM72 119H71V121H72ZM98 119V118H97ZM101 119V118H100ZM99 119V120H100ZM109 119V118H108ZM108 119H107V121H108ZM135 119V118H134ZM175 119V118H174ZM178 120V121H180V123H182L181 122V120ZM207 119V118H206ZM223 119H224V117H223ZM241 119V118H240ZM245 119V118H244ZM252 119V118H251ZM1 120V119H0ZM5 120V119H4ZM52 120V119H51ZM55 120V119H54ZM54 120H53V122H54ZM69 120V119H68ZM78 120V119H77ZM85 120V119H84ZM88 120V119H87ZM103 120H106V119H103ZM103 120H101V121H103ZM238 120V119H237ZM255 120V119H254ZM264 120V119H263ZM2 121V120H1ZM9 121V120H8ZM57 121V120H56ZM60 121V120H59ZM86 121V120H85ZM96 121V120H95ZM95 121H93V122H95ZM98 121V120H97ZM96 121V122H97ZM132 121H133V119H132ZM225 121V120H224ZM235 121V120H234ZM242 121H244V120H242ZM246 121V120H245ZM248 121V120H247ZM251 121V120H250ZM257 121V120H256ZM259 121V123L258 124H260V120H258ZM4 122V121H3ZM53 122L51 121V123L53 124ZM61 122V121H60ZM64 123H65V121H63ZM62 122V123H63ZM73 122V121H72ZM76 122H79V121H76ZM81 122H82V120H81ZM217 122V121H216ZM220 122V121H219ZM218 122V123H219ZM230 122V121H229ZM232 122V121H231ZM252 122V121H251ZM27 123V122H26ZM55 123V122H54ZM63 123V124H64ZM90 123V122H89ZM98 123V122H97ZM100 123H102V122H100ZM204 123V122H203ZM211 123V122H210ZM217 123V124H218ZM224 123H226V122H224ZM224 123H222V124H224ZM236 123V122H235ZM245 123V122H244ZM253 123V122H252ZM251 123V124H252ZM254 123H255V121H254ZM262 123V122H261ZM51 124V125H52ZM57 124V123H56ZM55 124V125H56ZM66 124V123H65ZM64 124V125H65ZM70 124V123H69ZM82 124V126L81 125H78V123H77V127H83L84 128V126L86 125H84L83 123H81ZM99 124V123H98ZM103 124H104V122H103ZM107 123H105V125H106ZM206 124H207V122H206ZM263 124V123H262ZM261 124V125H262ZM3 125V124H2ZM5 126H6V123L4 124ZM74 125V124H73ZM84 125V126H83ZM89 125V124H88ZM99 125H101V124H99ZM101 125V126H104L105 128L106 127H109V125ZM225 125V124H224ZM236 125V124H235ZM255 125V124H254ZM257 125V124H256ZM14 126H20L21 127V130H24L26 127V125L24 124V123H16V124H14ZM28 126H30V125H28ZM34 125H32L31 127H33ZM41 126H42V124H41ZM76 126V125H75ZM87 126V125H86ZM98 126V125H97ZM207 126V125H206ZM215 126H216V123H215ZM222 126V125H221ZM231 126V125H230ZM242 126H243V123H242ZM246 126V125H245ZM1 127V126H0ZM47 127V126H46ZM45 127V128H46ZM53 127V126H52ZM71 127V126H70ZM77 127H76V129H77ZM104 127H102L103 129H104V132H105V134H106V130H105V128ZM111 127V126H110ZM244 127V126H243ZM4 128V127H3ZM6 128V127H5ZM4 128V129H5ZM34 128V127H33ZM90 128V127H89ZM98 128L99 127H97V130H98ZM101 128V127H100ZM172 128V127H171ZM170 128V129H171ZM209 128V127H208ZM228 128V127H227ZM238 129H239V127H237ZM12 129V128H11ZM15 129V128H14ZM72 129H75V128H72ZM75 129V130H76ZM79 129V128H78ZM77 129V130H78ZM103 129L101 130V131H103ZM106 129H108V128H106ZM110 129V128H109ZM108 129V130H109ZM235 129V128H234ZM256 129V128H255ZM259 129H261V128H259ZM258 129V130H259ZM27 131H28V129H26ZM40 130H41V128H40ZM47 130V129H46ZM45 130V131H46ZM93 130V129H92ZM107 130V131H108ZM226 130V129H225ZM240 130V129H239ZM245 131H247L246 129H244ZM251 130V129H250ZM254 129H252V131H253ZM257 130V129H256ZM7 131V130H6ZM25 131V130H24ZM32 131H34V130H32ZM44 131V130H43ZM50 131V130H49ZM60 131V130H59ZM64 131V130H63ZM80 131V130H79ZM82 131H85V130H83L82 129ZM100 130H99V132H101ZM145 131V130H144ZM147 131V130H146ZM171 131V130H170ZM224 131V130H223ZM237 131V130H236ZM255 131V130H254ZM263 131V130H262ZM38 132V131H37ZM36 132V133H37ZM51 132V131H50ZM50 132H49V134H50ZM61 133H62V130L60 131ZM72 132H74L73 130H72ZM86 132H87V130H86ZM95 132V131H94ZM138 132V131H137ZM150 132V131H149ZM209 132V131H208ZM259 132H261V131H259ZM15 133V132H14ZM22 133H23V131H22ZM30 133H31V131H30ZM35 133V134H36ZM52 133V132H51ZM69 133V132H68ZM103 133V132H102ZM108 133H110V131H108L107 132V135H108ZM134 133H136V132H134ZM140 133V132H139ZM144 133V132H143ZM148 133V132H147ZM146 133V134H147ZM211 133V132H210ZM209 133V134H210ZM214 133V132H213ZM229 133V132H228ZM243 133V132H242ZM4 134V133H3ZM6 134V133H5ZM10 134H12V133H10ZM18 134V133H17ZM31 134H33V133H31ZM75 134V133H74ZM100 135H101V133H99ZM145 134V135H146ZM215 134H218V132H215ZM220 134V133H219ZM231 134H232V132H231ZM233 134H234V132H233ZM240 134V133H239ZM260 134V133H259ZM262 134H263V132H262ZM1 135V134H0ZM8 135V134H7ZM45 135H47V139H48V137H50V135L48 136V134H46L45 133ZM52 135H53V133H52ZM76 135V134H75ZM84 135V134H83ZM88 135V134H87ZM92 135V134H91ZM143 135V134H142ZM211 135V134H210ZM213 135V134H212ZM221 135V134H220ZM247 135V134H246ZM13 136V135H12ZM12 136H11V138H12ZM16 136V135H15ZM19 136V135H18ZM33 136H35V135H33ZM54 136V135H53ZM59 136V135H58ZM66 136H67V134H66ZM81 136V135H80ZM134 136H136V134L134 135ZM147 136V135H146ZM149 136V135H148ZM222 136V135H221ZM240 136V135H239ZM253 136V135H252ZM258 136V135H257ZM263 136V135H262ZM39 137V136H38ZM45 137V136H44ZM70 137V136H69ZM139 137V136H138ZM137 137V138H138ZM144 137V136H143ZM212 137V136H211ZM218 137H220V136H218ZM231 137H233V136H231ZM249 137V136H248ZM251 137V136H250ZM254 137V136H253ZM256 137V136H255ZM259 137V136H258ZM5 138H7V136H5ZM54 138H55V136H54ZM64 138V137H63ZM79 138V137H78ZM82 139H83V137H81ZM213 138V137H212ZM223 138H225V136L223 137ZM261 138H263V137H261ZM8 139V138H7ZM14 139V138H13ZM18 139V141H19V138L17 137V138H15V140H17ZM36 139H37V137H36ZM49 139H52V138H49ZM56 139V138H55ZM74 139H76V138H74ZM81 139V140H82ZM92 139V138H91ZM229 139V138H228ZM236 139V138H235ZM248 139V138H247ZM251 139V138H250ZM255 139V138H254ZM1 140V139H0ZM6 140V139H5ZM22 140H24V139H22ZM32 140V139H31ZM33 140L35 141V139L33 138ZM53 140V139H52ZM49 141V140H43V141H39V142H37V143H39V145L37 146L38 148H39V150H41V151H48L49 152V154H51L52 155V157L54 156H58V157H60V158H62L63 160H72V162L73 161H75V162H77L78 164L80 163V164H83V165H86V166H95V164H96V162H97V157H99V155L101 156L102 154H103V152L101 151V149H100V145L98 146L99 147V149H95L93 146H92V144L90 143V145L94 148L93 150H88V151H80V150H78L77 148L76 149H71V148H67L66 146H62L61 144H59V143H56V142H53V141ZM61 140V139H60ZM59 140V141H60ZM63 140V139H62ZM220 139H218V141H219ZM221 140H222V138H221ZM233 140V139H232ZM231 140V141H232ZM243 140V139H242ZM257 140V139H256ZM261 140V139H260ZM1 141H4V140H1ZM69 141H70V139H69ZM77 141V140H76ZM87 141V140H86ZM86 141H85V144H86ZM100 141H101V139H100ZM215 141V140H214ZM213 141V142H214ZM239 141V140H238ZM246 141V140H245ZM244 141V142H245ZM253 141V140H252ZM29 142V141H28ZM30 142H32V141H30ZM35 142V143H36ZM63 142V141H62ZM61 142V143H62ZM65 142H67V141H65ZM82 142V141H81ZM84 142V141H83ZM88 142V141H87ZM95 142H96V140H95ZM212 142V141H211ZM226 142V141H225ZM257 142H259V141H257ZM262 142V141H261ZM70 143V142H69ZM97 143H98V141H97ZM97 143H95V144H97ZM169 143V142H168ZM219 143V142H218ZM221 143H223V142H221ZM4 144V143H3ZM3 144L1 145L0 144V146H1V148L2 149H0V151L2 150L3 151V148H4V150H5V148L9 151L10 149L8 148V147H4L3 146ZM9 144H10V142H9ZM31 144V143H30ZM100 144V143H99ZM214 144H216V143H214ZM229 144V143H228ZM264 144V143H263ZM262 144V145H263ZM31 145H33V144H31ZM36 145V144H35ZM79 145V144H78ZM89 145V144H88ZM87 144L85 145V146H88ZM94 145V144H93ZM98 145V144H97ZM219 145H222V144H219ZM226 145V144H225ZM230 145V144H229ZM233 145H235V143L233 144ZM254 145H256V144H253V146ZM75 146V145H74ZM77 146V145H76ZM81 146V145H80ZM79 146V147H80ZM169 146H170V144H169ZM224 146V145H223ZM231 146V145H230ZM242 146V145H241ZM244 146V145H243ZM242 146V147H243ZM251 146V145H250ZM259 146H260V144H259ZM16 146H14V148H15ZM37 147H34V148H37ZM97 147V148H98ZM103 147H105V146H103ZM103 147H102V149H103ZM218 147V146H217ZM232 147V146H231ZM262 147V146H261ZM264 147V146H263ZM30 148V147H29ZM33 148V149H34ZM225 148V147H224ZM246 148V147H245ZM245 148H244V150H245ZM260 148V147H259ZM31 150H32V148H30ZM88 149H91L90 147H88ZM109 149V148H108ZM107 149V150H108ZM211 149H212V147H211ZM216 149V148H215ZM230 149H232V148H230ZM236 149H239V148H236ZM254 149H256L255 147H254ZM253 149V150H254ZM12 150V151H11ZM10 150V152L12 153V154H14V150H13V148ZM258 150V149H257ZM256 150V151H257ZM264 150V149H263ZM212 151V150H211ZM217 151V150H216ZM224 151V150H223ZM234 151V150H233ZM236 151V150H235ZM243 151V150H242ZM255 151V152H256ZM5 152V151H4ZM219 152V151H218ZM217 152V153H218ZM239 152V151H238ZM252 152V151H251ZM259 152V151H258ZM257 152V153H258ZM264 152V151H263ZM34 153V152H33ZM102 153V154H101ZM106 153V152H105ZM216 153V152H215ZM220 153V152H219ZM246 153V152H245ZM256 153V154H257ZM10 154V153H9ZM32 154V153H31ZM31 154H29V155H31ZM39 154V153H38ZM228 154H230V153H228ZM239 154H240V152H239ZM243 154V153H242ZM255 154V155H256ZM24 155V154H23ZM50 155V156H51ZM224 155V154H223ZM223 155H221V156H223ZM234 155V154H233ZM232 155V156H233ZM245 155V154H244ZM254 155V154H253ZM2 156V155H1ZM9 156V155H8ZM42 156V155H41ZM44 156V155H43ZM49 156V157H50ZM104 156H107V154L106 155H104ZM114 156V155H113ZM112 156V157H113ZM218 156V155H217ZM240 156V155H239ZM258 156V155H257ZM10 157V156H9ZM24 156H22V154H21V152H19V151H15V159H14V161L12 162L13 164H15L17 167H16V169L19 167V168H23L24 169V166H25V163H26V161H25V159L23 158ZM35 157V156H34ZM37 157V156H36ZM48 157V156H47ZM47 157H45V158H47ZM109 157H110V155H109ZM229 157V156H228ZM231 157V156H230ZM229 157V158H230ZM247 157V156H246ZM261 157V156H260ZM30 158V157H29ZM40 158V157H39ZM111 158V157H110ZM204 158H206V159H204ZM244 158H245V156H244ZM251 158V157H250ZM258 158V157H257ZM31 159H32V157H31ZM34 159V158H33ZM105 159V158H104ZM209 159H210V157H209ZM214 159H216V157L214 158ZM214 159H212V161L214 160ZM227 159V158H226ZM247 160H248V158H246ZM39 160V159H38ZM183 160V159H182ZM201 160V159H200ZM228 160V159H227ZM251 160V159H250ZM249 160V161H250ZM255 160V159H254ZM40 161H41V159H40ZM43 161V160H42ZM191 161V160H190ZM215 161V160H214ZM213 161V162H214ZM218 161V160H217ZM220 161V160H219ZM218 161V162H219ZM232 161V160H231ZM4 161L0 158V186L1 187H3V188H5V189H8L9 191L11 190V189H15L16 188V179H12L11 177H9V176H7L6 174H5V169H6V165L3 163ZM7 162V161H6ZM5 162V163H6ZM180 162V161H179ZM186 162H187V160H186ZM193 162V161H192ZM224 162V161H223ZM228 162V161H227ZM36 163V162H35ZM38 164H39V162H37ZM40 163H43V162H40ZM76 163V164H77ZM197 163V162H196ZM200 163H202V162H200ZM206 163V162H205ZM256 163V162H255ZM27 164V163H26ZM186 164H188V162L186 163ZM209 164H211V162L209 163ZM215 164V163H214ZM230 164V163H229ZM246 164V163H245ZM262 164V163H261ZM35 165H37V164H35ZM40 165V164H39ZM193 165V164H192ZM196 165V164H195ZM206 165V164H205ZM227 165V164H226ZM263 165H264V162H263ZM31 166V165H30ZM38 166V165H37ZM43 166V165H42ZM207 166V165H206ZM25 167H27V165L25 166ZM41 167V166H40ZM40 167H39V170L37 169V167H36V171L34 172V170H35V168L33 169V171H32V173L34 172V177H36L37 179H45V178H47V177H51V175H50V173L47 171V168L48 167H52L54 170H55V174H56V176H62V175H64V174H69V175H72V176H78V175H80V174H78L77 172H76V170H70V169H68L69 170V172L70 173H68L67 171H66V169L65 168H63V167H60V166H57L56 164H54L53 162H52V159H51V157H50V159L48 158L47 160H46V162H44V166L42 167V169H40ZM196 167V166H195ZM201 167V166H200ZM210 167V166H209ZM228 167V166H227ZM12 168H13V166H12ZM33 168V167H32ZM51 168V169H52ZM106 168V167H105ZM108 168V167H107ZM218 168V167H217ZM221 168V167H220ZM230 168V167H229ZM229 168H227V169H229ZM242 168V167H241ZM262 168V167H261ZM110 169V168H109ZM193 169H195L194 168V166H193V168L191 169L192 171H190V173L191 174H194L197 178L198 177H201V176H198V172L196 171V169L195 170H193ZM226 169V170H227ZM233 169V168H232ZM252 169V168H251ZM12 170V169H11ZM26 170V169H25ZM29 170V169H28ZM31 170V169H30ZM30 170H29V172H30ZM210 170V169H209ZM212 170V169H211ZM220 170V169H219ZM222 170V169H221ZM237 170H238V168H237ZM8 171V170H7ZM17 171V170H16ZM20 171H22V170H20ZM20 171H18V172H20ZM194 171V173H192ZM229 171V170H228ZM230 171H231V169H230ZM239 171V170H238ZM9 172V171H8ZM12 172V171H11ZM11 172H10V175H11ZM18 172H16V173H18ZM52 172V171H51ZM79 172V171H78ZM196 172V173H195ZM215 172V171H214ZM221 172L222 171H220V174H221ZM232 172V171H231ZM264 172V171H263ZM23 173V172H22ZM22 173H20V174H22ZM188 173V172H187ZM189 173V174H190ZM230 173V172H229ZM236 170L234 169V171H233V175H236ZM251 173V172H250ZM260 173V172H259ZM19 174V176L22 178V175H20ZM66 174V175H67ZM109 174V173H108ZM173 174V173H172ZM176 174V173H175ZM182 174V173H181ZM185 174V173H184ZM188 174V175H189ZM207 174H209V172L207 173ZM222 174H223V172H222ZM221 174V175H222ZM225 174V173H224ZM223 174V175H224ZM242 174V173H241ZM264 174V173H263ZM18 175V174H17ZM24 175V174H23ZM32 175V176H33ZM50 175V176H49ZM112 175V174H111ZM178 175H180L179 173H178ZM193 175V176H194ZM200 175V174H199ZM219 175V174H218ZM220 175V176H221ZM222 175V176H223ZM227 175V174H226ZM244 175V174H243ZM248 175V174H247ZM11 176H13V175H11ZM16 176V175H15ZM173 176V175H172ZM194 176V178H196ZM204 176V175H203ZM208 176V175H207ZM212 175H210V177H211ZM219 176V177H220ZM92 177V176H91ZM109 177V176H108ZM176 177V176H175ZM178 177V176H177ZM185 177V176H184ZM216 177H217V175H216ZM215 177V178H216ZM232 176H230V177H228V179H226L227 178V176H226V178L224 179V180H228L229 181V178H231ZM247 177V176H246ZM35 178V179H36ZM186 178H187V176H186ZM202 178V177H201ZM214 178V177H213ZM212 178V179H213ZM218 178V177H217ZM20 179V178H19ZM19 179H18V181H19ZM95 179V178H94ZM94 179H92V180H94ZM96 179H98V178H96ZM102 179H104V178H102ZM112 179H113V177H112ZM117 179V178H116ZM135 180L137 179V178H134ZM151 179H153V178H151ZM159 179V178H158ZM161 179H163V178H161ZM165 179V178H164ZM189 179V178H188ZM207 180H209V178H206ZM205 179V180H206ZM258 179V178H257ZM21 180V179H20ZM100 180V179H99ZM98 180V181H99ZM106 180H108V179H106ZM106 180H104V181H106ZM169 180V179H168ZM184 180V179H183ZM182 180V181H183ZM199 180V179H198ZM204 180V179H203ZM215 180V179H214ZM221 180H223V178L221 179ZM220 180V181H221ZM233 180V177L231 178V180L230 181H232ZM243 180V179H242ZM259 180V179H258ZM96 180H94V183H96L95 182ZM97 181V182H98ZM116 181V180H115ZM118 181V180H117ZM116 181V182H117ZM120 181V180H119ZM140 181V180H139ZM160 181V180H159ZM185 181H187V179L185 180ZM200 181V180H199ZM212 182H213V180H211ZM218 181V180H217ZM229 181V182H230ZM236 181V180H235ZM239 181H241L240 179H239ZM101 182V181H100ZM115 182V183H116ZM126 182V181H125ZM152 182V181H151ZM156 182H158V181H156ZM164 182H166V181H164ZM168 182V181H167ZM166 182V183H167ZM195 182V181H194ZM204 182V181H203ZM209 181H207L206 183H208ZM216 182V181H215ZM228 182V183H229ZM233 182V181H232ZM258 182V181H257ZM260 182V181H259ZM258 182V183H259ZM18 183V182H17ZM23 183V182H22ZM21 183V181H20V185L22 184ZM101 183H104V182H101ZM101 183H100V185H101ZM122 182H120V183H118V184H121ZM131 183H133V182H131ZM131 183H129V185L131 184ZM136 183V182H135ZM142 183V182H141ZM150 183V182H149ZM159 183V182H158ZM218 183V182H217ZM228 183H226V184H228ZM257 183V184H258ZM263 183V182H262ZM26 184V183H25ZM98 184H99V182H98ZM137 184V183H136ZM156 184V183H155ZM160 184V183H159ZM164 184V183H163ZM184 184H186L185 182H184ZM211 184V183H210ZM218 184H220V183H218ZM224 184H225V181H224ZM225 184V185H226ZM233 184H234V182H233ZM96 184H94L93 186H95ZM107 185V184H106ZM105 185V186H106ZM110 185V184H109ZM124 185V184H123ZM128 185V184H127ZM126 185V186H127ZM128 185V186H129ZM135 185V184H134ZM199 185V184H198ZM212 185V184H211ZM223 185V184H222ZM28 186V188L30 187V185H27ZM97 186V185H96ZM96 186H95V188H96ZM114 186H115V184H114ZM120 186V185H119ZM122 186V185H121ZM144 186H146V185H144ZM192 186V185H191ZM190 186V187H191ZM228 186V185H227ZM230 186V185H229ZM237 187H238V185H236ZM242 186H243V184H242ZM245 186V185H244ZM255 186V185H254ZM23 187V186H22ZM22 187H20V188H22ZM98 187H99V185H98ZM123 187V186H122ZM125 187V186H124ZM214 187V186H213ZM212 187V188H213ZM217 187V186H216ZM231 187V186H230ZM240 187V186H239ZM256 187H257V185H256ZM23 188H25L26 189V187H23ZM91 188V187H90ZM106 188V187H105ZM108 188V187H107ZM107 188L106 189H104V190H107ZM116 188V187H115ZM121 188V187H120ZM119 188V189H120ZM126 188V187H125ZM137 188H138V185H137ZM149 188V187H148ZM171 188V187H170ZM193 188V187H192ZM212 188H210V190L211 191H214V190H217V189H212ZM222 188H223V186H222ZM229 188V187H228ZM233 188V187H232ZM255 188V187H254ZM32 189H34V188H32ZM31 189V190H32ZM94 189V188H93ZM114 189V188H113ZM118 189V188H117ZM116 189V190H117ZM124 189V188H123ZM147 189V188H146ZM145 189V190H146ZM153 189V188H152ZM244 189V188H243ZM242 189V190H243ZM260 189V188H259ZM262 189V188H261ZM30 190V191H31ZM90 190H92V189H90ZM96 190V189H95ZM109 190V189H108ZM115 190V189H114ZM116 190L113 192L112 190V193H115L116 192ZM129 190V189H128ZM132 190V189H131ZM134 190V189H133ZM139 191H140V189H138ZM144 190V189H143ZM142 190V191H143ZM190 190V189H189ZM193 190V189H192ZM207 190H208V188H207ZM219 190V189H218ZM225 190V189H224ZM230 190V189H229ZM237 190V189H236ZM241 190V189H240ZM20 191H23V190H20ZM20 191H18V192H20ZM26 191V190H25ZM84 191V190H83ZM88 191V190H87ZM118 191V190H117ZM130 191V190H129ZM137 191V190H136ZM152 191V190H151ZM220 191H222L221 189H220ZM239 191V190H238ZM246 191V190H245ZM37 192V193H36ZM36 194L34 193V192H32L31 191V193H33L35 196L37 195L38 197L40 196V194L42 193V192H44V191H42L40 194H39V192L36 190ZM86 192V191H85ZM93 191H89V193L91 194V197H94V196H92V195H94L93 193H92ZM97 192V191H96ZM101 192V191H100ZM105 193H106V191H104ZM107 192H109V191H107ZM120 192V191H119ZM121 192H123V191H121ZM145 192V191H144ZM186 192V191H185ZM225 192H226V190H225ZM261 192V191H260ZM9 193V192H8ZM11 193V192H10ZM27 193V192H26ZM30 193V192H29ZM47 193V192H46ZM81 193H82V191H81ZM80 193V194H81ZM110 193V192H109ZM152 194H153V192H151ZM179 193V192H178ZM181 193H182V191H181ZM220 193V192H219ZM228 193H230L229 191H228ZM235 193V192H234ZM257 193V192H256ZM262 193V192H261ZM260 193V194H261ZM63 194L64 193H61V198H65V200H66V196H65V194H64V196H63ZM75 194V193H74ZM83 194V193H82ZM87 194V193H86ZM98 194V193H97ZM111 194V193H110ZM132 194H134V192L132 193ZM156 194V193H155ZM233 194V193H232ZM237 194V193H236ZM19 195H21V194H19ZM29 195V194H28ZM84 195V194H83ZM96 195V194H95ZM111 195H113V194H111ZM122 195V193L121 194H118V196H117V198L118 197H120ZM123 195H125V194H123ZM127 195H129V194H127ZM126 195V196H127ZM135 195H137V194H135ZM145 195V194H144ZM18 196V195H17ZM24 196V195H23ZM26 196V195H25ZM44 196H45V194H44ZM47 196V195H46ZM88 196V195H87ZM86 196V197H87ZM90 196V195H89ZM133 196V195H132ZM153 196H154V194H153ZM233 196V195H232ZM236 196V195H235ZM251 196V195H250ZM261 196V195H260ZM38 197H37V199H38ZM123 197V196H122ZM145 197V196H144ZM151 197V196H150ZM157 197V196H156ZM222 197V196H221ZM224 197V196H223ZM227 197V196H226ZM261 197H263V195L261 196ZM14 198V197H13ZM12 197H8L7 199H6V205H7V207H11V205H12V199H13ZM23 198V197H22ZM21 198V200H23ZM39 198H41V197H39ZM68 198V197H67ZM102 198V197H101ZM105 198V197H104ZM108 198V197H107ZM146 198V197H145ZM144 198V199H145ZM225 198V197H224ZM232 198V197H231ZM238 198V197H237ZM240 198V197H239ZM238 198V199H239ZM247 198V197H246ZM248 198H250V197H248ZM247 198V199H248ZM15 199V198H14ZM33 199V198H32ZM84 199V198H83ZM113 199V198H112ZM115 199V198H114ZM120 199H121V197H120ZM151 199H152V197H151ZM173 199V198H172ZM226 199V198H225ZM236 199V198H235ZM244 199H245V197H244ZM256 199V198H255ZM3 200V199H2ZM16 200V199H15ZM40 200V199H39ZM43 200H45V198L43 199ZM68 200V199H67ZM66 200V201H67ZM92 200V199H91ZM116 200V199H115ZM128 200V199H127ZM160 200V199H159ZM166 200V199H165ZM229 200V199H228ZM231 200V199H230ZM233 200V199H232ZM257 200V199H256ZM255 200V201H256ZM34 201V200H33ZM50 201V200H49ZM108 201H109V198H108ZM111 201V200H110ZM122 201V200H121ZM120 201V202H121ZM124 201V200H123ZM126 201V200H125ZM143 201H145V200H143ZM162 201V200H161ZM172 201V200H171ZM174 201V200H173ZM175 201H176V199H175ZM237 201H239V200H237ZM41 202L42 201H40V204H41ZM94 202V201H93ZM104 202V201H103ZM142 202V201H141ZM167 202V201H166ZM242 202H244L243 200H242ZM257 202V201H256ZM262 202V201H261ZM22 204H20V205H22L21 206V208H22V210H23V208L25 207L27 210H28V204L30 203L31 204V202H29L28 203V201H27V203H26V201H24V202H21ZM48 203V202H47ZM46 203V204H47ZM119 203V202H118ZM124 203H126V202H124ZM128 203V202H127ZM126 203V204H127ZM165 203V202H164ZM247 203V202H246ZM249 203V202H248ZM18 204V203H17ZM34 204V203H33ZM96 204V203H95ZM104 204V203H103ZM114 204V203H113ZM142 204H143V206H142V208L144 209V202H142ZM160 204V203H159ZM175 204V203H174ZM245 204V203H244ZM260 204V203H259ZM19 205V206H20ZM35 205V204H34ZM44 205V204H43ZM54 205V204H53ZM57 205V204H56ZM124 205L125 204H123V206L122 207H124ZM128 205V204H127ZM126 205V206H127ZM162 205H164V204H162ZM262 205V204H261ZM1 206V205H0ZM27 206V207H26ZM92 206V205H91ZM171 206H173V205H171ZM247 207H248V205H246ZM41 207V206H40ZM59 207V206H58ZM83 207V206H82ZM119 207H120V204H119ZM246 207V208H247ZM14 208V207H13ZM12 208V209H13ZM24 208V209H25ZM42 208V207H41ZM50 208V207H49ZM55 208V207H54ZM77 208V207H76ZM75 208V210H78V209H76ZM118 208V207H117ZM121 208V207H120ZM125 208V207H124ZM65 209V208H64ZM82 209V208H81ZM87 209H90V208H87ZM141 209V208H140ZM139 209V210H140ZM162 209V208H161ZM160 209V210H161ZM165 209V208H164ZM238 209V208H237ZM253 209H256V212L257 213H259V214H264V211L263 210H261L260 208H253ZM6 210V209H5ZM8 210V209H7ZM18 210H20V209H18ZM21 210V211H22ZM36 210V209H35ZM53 210V209H52ZM67 210V209H66ZM72 210V209H71ZM233 210V209H232ZM241 211H242V209H240ZM30 211V210H29ZM33 211V210H32ZM37 211V210H36ZM39 212H40V209L38 210ZM43 211H44V208H43ZM42 211V212H43ZM62 211V210H61ZM73 211V210H72ZM79 211H80V209H79ZM85 211V210H84ZM237 211V210H236ZM55 212V211H54ZM59 212V211H58ZM69 212V211H68ZM76 212H78V211H76ZM82 212V211H81ZM86 212V211H85ZM87 212H89V210L87 211ZM92 212V211H91ZM251 212V211H250ZM29 213H32V212H29ZM70 213V212H69ZM78 213H80V212H78ZM96 213V212H95ZM98 213V212H97ZM143 213V212H142ZM237 213V212H236ZM239 213V212H238ZM252 213V212H251ZM20 214V213H19ZM27 214V213H26ZM37 214H39V213H37ZM41 214V213H40ZM43 214V213H42ZM47 214H48V212H46V215H44L43 216V224L42 225H44V228H48V233L49 232H53L55 229H56V226L55 225H57L56 223H55V225H54V227H55V229L53 228H50V227H52V225H53V219L52 220H50L49 219V216H47ZM56 214V213H55ZM63 214V213H62ZM74 214V213H73ZM240 214V213H239ZM246 214V213H245ZM15 215H16V213H15ZM75 215V214H74ZM84 215V214H83ZM92 215V214H91ZM96 215V214H95ZM144 215V214H143ZM241 215V214H240ZM5 216V215H4ZM10 216V215H9ZM34 216H36V215H34ZM64 216H67V215H65L64 214ZM80 216V215H79ZM93 216V215H92ZM102 216V215H101ZM24 217V216H23ZM33 217V216H32ZM239 217V216H238ZM243 217V216H242ZM242 217H240V218H242ZM27 218H29V217H27ZM51 218V217H50ZM67 218V217H66ZM97 218V217H96ZM95 218V219H96ZM103 218V217H102ZM237 218V217H236ZM20 219V218H19ZM68 219V218H67ZM73 219V218H72ZM79 220H80V218H78ZM99 219V218H98ZM233 219V218H232ZM235 219V218H234ZM249 219H250V217H249ZM257 219V218H256ZM255 218H254V220H256ZM15 220V219H14ZM18 220V219H17ZM25 220V219H24ZM33 220V219H32ZM35 220V219H34ZM69 220V219H68ZM74 220V219H73ZM103 220V219H102ZM102 220H101V222H102ZM252 220V219H251ZM22 221V220H21ZM53 223H52V222ZM56 221V220H55ZM65 221V220H64ZM229 221V220H228ZM240 221H241V219H240ZM19 222V221H18ZM57 222V221H56ZM67 222V221H66ZM235 222V221H234ZM242 222V221H241ZM17 223V222H16ZM70 223H71V221H70ZM74 223H78V222H75L74 221ZM84 223V222H83ZM94 223V222H93ZM99 223H100V221H99ZM231 223H233V222H231ZM243 223H244V225H243V227H241V229H243L242 231L245 233H243V235L245 236V235H248L249 233L251 234V232H250V230H252V226L254 225V223L252 222V223H250L249 222V220L248 221H244L243 220ZM243 223H241V224H243ZM21 229L20 230H24V229H26L27 230V228H28V223H25L24 221H22L21 222ZM103 224V223H102ZM227 224V223H226ZM233 224H236V223H233ZM264 224V223H263ZM31 225V224H30ZM77 225H79V223L77 224ZM82 226H84V229H82L83 230V232L85 231V232H88L89 231V225H88V223H85L84 225L83 224H81ZM231 225V224H230ZM14 226V225H13ZM32 226H33V224H32ZM74 226V225H73ZM76 226V225H75ZM94 226H96V222H95V224H94ZM100 226V225H99ZM103 226H105L104 224H103ZM255 226V225H254ZM257 226V225H256ZM259 226V225H258ZM264 226V225H263ZM72 227V226H71ZM102 227V226H101ZM224 227V226H223ZM225 227H227V225H225ZM239 227V228H240ZM103 228V227H102ZM102 228H100L99 227V229L101 230ZM239 228H237V229H239ZM255 228V227H254ZM259 228V227H258ZM261 228V227H260ZM29 229H30V226H29ZM77 229H79V228H77ZM81 229V228H80ZM224 229H226V228H224ZM236 229V230H237ZM32 230V229H31ZM97 230V229H96ZM229 230H231V229H229ZM256 230V229H255ZM258 230V229H257ZM263 228H262V230H261V232L260 233H262L263 232ZM102 231V230H101ZM100 231V232H101ZM105 231V230H104ZM223 231V230H222ZM241 232V230H238V232ZM78 232H80V230H78ZM82 232V233H83ZM99 232V233H100ZM234 232H235V230H234ZM237 232V231H236ZM239 232V233H240ZM259 232V231H258ZM257 232V233H258ZM21 233V232H20ZM47 233V234H48ZM81 233V232H80ZM81 233V234H82ZM98 233V232H97ZM104 233V232H103ZM125 233V232H124ZM127 233V232H126ZM125 233V234H126ZM218 233V232H217ZM223 233V232H222ZM238 233V234H239ZM242 233V232H241ZM240 233V235H242ZM259 233V238H264V233H262V234H260ZM18 234V233H17ZM25 234V233H24ZM101 234V233H100ZM220 234V233H219ZM229 234H230V232H229ZM255 234V233H254ZM48 235H50V238H51V233H49ZM84 235V234H83ZM99 235V234H98ZM217 235V234H216ZM221 235V234H220ZM242 235V236H243ZM251 235H253V230H252V234ZM250 235V236H251ZM11 236H12V231H11V229L10 230H8L7 228H4V227H2L1 225H0V264H15V262L12 260V257H13V251L11 250V248H10V243H9V240H10V238H11ZM81 236V235H80ZM85 236V235H84ZM127 236H129L128 234H127ZM224 236H225V234H224ZM223 236V237H224ZM257 236V235H256ZM15 237V236H14ZM82 237V236H81ZM85 237H86V242L84 241L85 240ZM84 237V243H83V241H81L82 243H83V245L82 244H80V245H82V247L80 246L79 248H77L78 250H77V253H78V255H77V259H76V264H91V263H88V262H90V261H88V258H89V256L91 255V254H93L92 253V251H93V248H95L96 246L94 245V239L93 238H91V237H88V236H85ZM221 237V236H220ZM219 237V238H220ZM226 237V236H225ZM224 237V238H225ZM34 239H36L35 237H33ZM72 238V237H71ZM76 238H78L77 236H76ZM75 238V239H76ZM89 238V239H88ZM121 238V237H120ZM123 238V237H122ZM143 238H146V237H143ZM222 238V237H221ZM248 238H249V235H248ZM247 238V239H248ZM251 238H255L254 236L253 237H251ZM258 238V239H259ZM34 239H31V240H29L28 241V243L26 244V246H25V248H24V250H23V254H22V258H21V260H19V261H21V264H70V257L72 256V254H71V256L69 257V254L72 252V251H70V250H68V252H69V254H68V252H66L68 255V257L66 256V260L64 261V262H61L60 261V259H59V257L56 255V254H53V255H51L50 257H46V255L48 254V248H49V246L50 245H48L47 243H49V242H51V241H48L47 240V238L45 237L44 239H38V240H36V241H32V240H34ZM49 239V238H48ZM81 239V238H80ZM217 239V238H216ZM226 239V238H225ZM236 239V238H235ZM258 239L256 240V241H258ZM44 240H46V242L44 241ZM74 240V239H73ZM221 240V239H220ZM237 240V239H236ZM240 240V239H239ZM11 241V240H10ZM48 241V242H47ZM145 241H146V239H145ZM151 241V240H150ZM242 241V240H241ZM251 241V240H250ZM253 241H255V240H253ZM262 241V240H261ZM78 242H79V240H78ZM78 242H76V243H78ZM149 242V241H148ZM147 242V243H148ZM263 242H264V240H263ZM74 243V242H73ZM124 243V242H123ZM223 243V242H222ZM256 243V242H255ZM51 244V243H50ZM70 244L72 245V243L70 242ZM70 244H68V245H70ZM75 244V243H74ZM119 244V243H118ZM121 244V243H120ZM237 244V243H236ZM207 245V244H206ZM222 245V244H221ZM224 245V244H223ZM223 245H222V248H223ZM229 245H230V243H229ZM228 245V246H229ZM248 245V244H247ZM95 246V247H94ZM120 247H122L121 245H119ZM152 246V245H151ZM150 246V247H151ZM228 246H226V247H228ZM236 246V245H235ZM241 246V245H240ZM250 246V245H249ZM98 247V246H97ZM125 247V246H124ZM205 247V246H204ZM216 247V246H215ZM241 247H243V243H242V246ZM241 247H239V249L241 248ZM245 247V246H244ZM74 248V247H73ZM101 248V247H100ZM117 248V247H116ZM123 248V247H122ZM225 248V247H224ZM250 248V247H249ZM256 248V247H255ZM66 249V248H65ZM68 249V248H67ZM121 249V248H120ZM207 249H209V248H207ZM228 250H226V248L225 249H221V250H226V252L228 251V253H232L233 254V256H230V255H232V254H226V256H230L232 259H234L233 257H235V255L237 256L238 255V259L240 258L241 259V257H240V253L242 254V252H238V251H235L234 249L232 250V248H231V245L227 248ZM238 249V248H237ZM242 249V248H241ZM245 249H246V247H245ZM244 249V250H245ZM76 250V249H75ZM201 250V249H200ZM216 250V249H215ZM251 251H250V256H251V260L252 259H254V255L255 256H257L256 255V253H254L255 251H253L254 249H253V246L251 247V249H250ZM98 251V250H97ZM22 252V251H21ZM118 252H119V250H118ZM122 252V251H121ZM125 252H126V250H125ZM193 252H195L194 250H193ZM198 252V251H197ZM197 252H196V254H197ZM202 252V251H201ZM210 252H211V250H210ZM217 252V251H216ZM98 252H96V254H97ZM203 253H204V251H203ZM224 253V252H223ZM259 253V252H258ZM257 253V254H258ZM125 254V253H124ZM193 254V253H192ZM210 254V253H209ZM211 254H213V253H211ZM225 254V253H224ZM262 254V253H261ZM98 255V254H97ZM121 255H122V253H121ZM128 255V254H127ZM157 255V254H156ZM163 255V254H162ZM199 255V254H198ZM247 255V254H246ZM245 255V256H246ZM75 256V255H74ZM73 256V257H74ZM93 256H94V254H93ZM124 256V255H123ZM129 256V255H128ZM76 257V256H75ZM91 257H92V255H91ZM94 257H96V256H94ZM122 257V256H121ZM125 257V256H124ZM191 257H193V256H191ZM196 258H200V257H198L197 255L195 256ZM229 257V258H230ZM123 258V257H122ZM136 259L138 258V256L137 257H135ZM139 258H141V257H139ZM153 258H154V256H153ZM208 258V257H207ZM228 258V259H229ZM247 259H250L249 258V256H247L246 257ZM18 259V258H17ZM128 259V258H127ZM131 259H133L132 257H131ZM130 258H129V260H127L128 262L131 260ZM193 259H194V257H193ZM228 259L226 258V257H224L223 255L221 256V255H216V256H211V259H209V260H206L207 262H208V264H229V261H228ZM240 259H239V261H240ZM245 259V258H244ZM256 259V258H255ZM254 259V260H255ZM91 260V259H90ZM124 260V259H123ZM126 260V259H125ZM149 260H151V259H149ZM155 260V259H154ZM156 260H159V259H156ZM192 260V259H191ZM241 260H243V258L241 259ZM257 260V259H256ZM255 260V261H256ZM260 260V259H259ZM258 260V261H259ZM92 261H94V259L92 260ZM127 261H125V262H127ZM132 261V262H131ZM130 262L131 263H133V264H135V262H134V260H131ZM137 261H140V259L139 260H137ZM148 261V260H147ZM151 261H153V260H151ZM231 261H233V260H231ZM237 261V260H236ZM249 261V260H248ZM262 261V260H261ZM72 262V261H71ZM96 262H97V260H96ZM98 262H99V260H98ZM102 262V261H101ZM144 262H145V260H144ZM157 262H161V261H157ZM202 261H200V263H201ZM203 262H205V261H203ZM233 262H235V260L233 261ZM243 262V261H242ZM253 262V260L251 261V263ZM130 263V264H131ZM147 263V262H146ZM153 263H156L155 261L153 262ZM206 263V262H205ZM204 263V264H205ZM244 264H246V262L244 261L243 262ZM254 263V262H253ZM261 263V262H260ZM16 264H18V263H16ZM73 264H75V259L73 258ZM141 264V263H140ZM197 264H199V263H197ZM201 264H203V263H201ZM242 264V263H241ZM247 264H248V262H247ZM259 264V263H258Z\"/></svg>","mask_w":264,"mask_h":264}]
</instances>
